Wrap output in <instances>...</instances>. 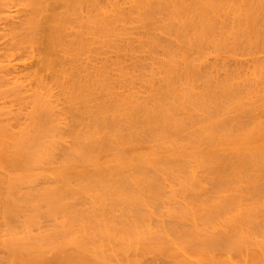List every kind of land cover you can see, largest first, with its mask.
I'll use <instances>...</instances> for the list:
<instances>
[{"label": "rangeland", "instance_id": "374dc122", "mask_svg": "<svg viewBox=\"0 0 264 264\" xmlns=\"http://www.w3.org/2000/svg\"><path fill=\"white\" fill-rule=\"evenodd\" d=\"M18 1V2H17ZM36 1H37V3H36ZM46 1V2H45ZM57 1H59V2H57ZM81 0H79L78 1V3H77V0H74V1H70V0H50L49 2L47 1V0H39V2H38V0H0V22L2 21L1 20V17L5 14V10L4 9H7L9 6H11L12 4L14 5V9L15 8H17V9H15V11L13 12V13H15V14H17L18 16L21 14V16H19V18H16V20H15V25L16 26H14L13 25V23H9L7 26H5L4 28H2V24H0V62H1V66H2V62H4V61H2V60H6V62L5 63H3V65H6L5 67H0V108H1V111L0 112H2V113H5V114H0V128L1 129H3V128H5L6 129V131L7 132H3V131H0V143L1 144H3V143H5L3 146L0 144V156H4L5 157V159L4 158H2V160L4 159V161L5 162H7V157H9V155L11 156V154H13V156L16 154L17 155V153L18 152H20L18 155L19 156H21V158H24L25 160L27 159L29 162L31 161V160H33V159H31L30 160V158H33L32 157V155H36V154H38V152H39V150H38V152L37 153H35L34 154V152L37 150H35L34 148H35V146L34 145H36L37 146V144H38V141H40L41 143V145L40 144H38V149H40V148H42V147H44L45 145H46V143L45 142H43V141H48V143H47V145H50L52 142H53V140L55 141V142H57V143H55V144H57V145H59V143H58V141L60 140L59 138H60V136H63V138H64V136L66 137V139L65 140H67L68 142L70 141V143H74L75 144V146L77 145L76 143V139L75 140H72V138H74V137H72V136H74V135H77V137L78 136H86V135H88L87 137H90V138H92L94 135H95V133L97 134V135H95L94 137L96 138H92L91 140L93 141V139H95L93 142H97V141H99V140H101L104 136L106 137V136H108V139L109 140H107L105 137H104V139H102L101 141H99V142H97V144L100 146V144H101V146H102V150L100 149V147L97 145V144H95V143H93L92 141V143L90 144L89 143V146L88 145H86V146H84V149H88L87 151H89L88 153H90V155L93 153H95V155L97 156V155H99V153H101L100 155H99V157L97 156L96 158H95V155H93L92 154V156H94V160L96 161V162H98L97 163V165L96 166H92L91 167V171H90V173H91V175H87V177H89V181H91V178H93V177H91L92 175H93V171L95 170V172L97 171L100 175H101V177L102 176H104V172L105 173H107V172H111L112 173V168H114L115 167V170L117 169V167H118V169H119V163H120V158H119V155H117V153L116 152H118L119 153V151L120 150H122L123 149V151H121L123 154H125L127 157L129 156V158L131 157V159L133 160V162L135 163V160L136 159H138V160H136V162L138 163V161H141V160H139V159H142V161H148L149 160V158H150V160H152L151 162H153V163H150V165L151 166H154L153 167V169H152V167H147L148 166V164H149V162H147L145 165H147V166H145L144 167V169H143V166L141 167L140 166V164H138L140 167H141V169H140V167L138 168V165H136V163L135 164H133L132 166L133 167H135V165L137 166L136 167V169L138 168L139 170H144L142 173H141V171L139 172L138 171V169H137V171H136V169L135 168H132V169H127V170H130L129 172H131L132 174L130 175V173L128 172V171H126V169H121L120 168V171H122V170H124L123 172L124 173H126V174H124L123 176H121V174H123V173H121L118 169V171L117 172H115V170L113 169V173L111 174H107L108 175V177H109V175H112L113 177V179L112 178H110V179H108L107 180V178H106V180L108 181V184H111L110 186H111V188L114 190H112L111 189V193H109L110 192V188L108 189L106 186L108 185L106 182V180L104 179L105 177H102L103 179H104V186H105V184H106V186H105V189H103L104 187H102L101 185H103V183H101V177H100V175L97 173V178H95V179H98V177H100V181L98 182V180L96 181L95 180V182H94V178L92 179L93 180V182H92V185H94V189H96L92 194H91V192H90V195L88 194V192L89 191H87V189H88V187L86 186V183H85V187H87V188H84V187H82V189H80V186L82 185V184H80V183H83V182H85L86 180H88V178H86L85 177V175L84 174H82L81 176L83 177V175H84V177L86 178V179H82L83 180V182H80L79 183V180L77 181V183H76V178L77 179H81V178H78V177H76L75 175V179H69V181H67V179H66V181H64L65 180V178L67 177V176H72V175H68V174H70V173H72L73 174V172H74V169L77 171H79L80 169H83V167L82 168H79V169H77V168H73V171H72V169L71 168H69L70 169V171H72V172H70V173H68V170L69 169H67L66 171H65V173L67 174V176H65L64 175V173L62 174L61 173V171L59 170V168L57 167V165H61V163H62V161L64 162V161H66L65 159H67V156L69 157V159H67V161H74L73 162V164L74 163H76V164H78L79 165V163H81V161L80 160H82L83 159V157H82V155H79V154H77V153H74V155H73V153H72V158H70V154H68L69 152H67V150H68V148L69 147H72L74 144L72 143V144H69L67 141H65L64 143H63V145L65 144V143H67V144H65V145H67V146H61V144L59 145L60 147H56V145L54 144V146H55V148L53 147V146H45V148H46V150L47 149H49L48 150V153H47V151L46 150H44L43 149V151H45L47 154H48V156L49 157H51L52 155L54 156V159L51 161V159H49V158H47V159H49L48 161V163H49V167H46V166H48V163H45V164H47L46 166L44 165V162L43 161H46L45 160V158L44 159H42L41 158V156H42V154H41V156H40V153H42V150L40 149V152H39V154H38V158H40V159H42L41 161L43 162V163H38V162H40L39 160H37V159H35V161H36V163H37V165L38 164H40V165H43V166H40L39 168L42 170V168L44 167V169H46V168H51V171H52V173L54 172V173H56V175H57V179L58 180H56L55 178H52V179H49L48 177H49V175L48 176H45V177H47V179H48V181H51V182H48L47 180H46V178L44 179V175H47V174H45L47 171L48 172H51V171H49L48 169L46 170V172H45V170H43L42 171V173L41 174H39V173H37V172H39L38 171V169H37V176L35 175V174H33V176H32V180H34V179H37V180H35V182H36V184H34V182L32 183L31 181H30V183H29V181H25L24 179H26V178H28L29 176H30V173H33V172H35V170L32 172L30 169L31 168H34V167H32L31 166V163H33V162H35V161H31V163H30V173H29V175H27V173H26V175L24 176V177H26V178H24L23 179V181L21 180L22 178H23V176H20L21 177V181H22V183L25 185L26 183H28V185L26 184L25 185V187H23L24 185L22 184V183H19L20 182V180L17 178H15L14 177V175L12 174V171H14L15 170V168L17 167H14V165H18L19 166V168H21V167H23V171H24V173H25V171H27L28 172V170L26 169V168H29L28 167V164H26V166H24L25 165V160L24 159H21V161L20 160H17V162L16 163H18V164H12L13 165V167H14V170H13V168L11 169V164H10V162H12L13 161V159L14 158H17V159H19L20 157L17 155H15L16 157H13L12 159L10 158V162H9V167L10 168H8L7 169V167H8V165H7V163H6V166H5V162H1L0 161V242L1 243H3L2 245H0V264H9V260H11V262H13L15 259H16V255H19L20 254V252H18L17 253V249L19 248V247H21L20 245L22 244L23 245V243H25L26 241L27 242H34L35 241V239L36 240H38V239H40L41 237H47L48 235H50L51 234V237H58L61 233L63 234L64 232L66 233L67 231H65V230H69L70 229V226H75V224H76V219H78V218H75L74 217V214L73 213H78L79 211H77V209L78 210H80V209H83V210H80V214L78 213V215L77 216H79V217H81V211L83 212L85 209H86V211H88V212H85V213H89L90 212V214H88L89 216H86L85 215V217H92V216H90L93 212L94 213H96V214H94L93 213V215H95L94 216V218L92 217V219H94V221H97V223L96 222H94L91 218H88V219H83L84 218V216H82L83 218H81L82 219V222L83 221H85V222H87V223H85L84 222V224H87V226L88 225H90L89 227H101V225L102 224H104L103 225V227L106 225V227H109V225L110 226H112L113 224H116V225H114V228H118V227H122V230H127L126 229V224H127V228H128V230H134L133 228H132V226H129V224H130V222H132V217L135 215L136 217H133V219H135L134 221L136 222H134L136 225H138L137 224V221H139V222H141V220L139 219V220H136V219H138L139 217L140 218H143V217H141V215H144V214H148V213H150L151 211L153 212H151L150 214H151V216H152V218L150 219V214H148L147 215V217H145V222L142 220V222L143 223H146V225L149 223V225H150V222L153 224L152 226H154V228L152 229V226L150 227L151 229H150V231H152V230H155V231H153V233H155V232H157V234L158 233H160V231L162 232V229H159V228H164L165 230H163V233L165 232V233H168V234H171L172 235V232L171 231H173V230H175L176 231V233H174L173 235H177L178 237H179V239H181V241H183V242H185V243H187V246L189 245L190 247L192 246H195V245H200V244H205V242H206V240L209 238L210 240L209 241H211V238L214 236H216V234L214 235V234H210L211 236V238L210 237H208L206 240L205 239H203L204 238V232L202 231V229H204V228H202V225L201 224H198L199 226H201L200 227V229L198 228L199 226H196L197 224L193 221V219L192 218H189V216L190 217H192V215H193V212H194V210L196 211L197 210V208H198V204L199 205H201V207H202V205L204 204V206H206L205 208L204 207H202L203 209V211H202V213H201V211H199V213L198 214H196L195 212V214L193 215V216H196V215H198L199 217H202L203 215H204V213H207V211L208 212H210V210L212 209V205H214L215 203H217L218 201L220 202L221 200H219L220 198V196L222 195L223 197H222V200L224 201V199H228V198H230L229 196L227 197V192L224 194H222L221 192H223V191H217L218 193H220V196H218L217 195V193H216V190H217V188H219V186H217V185H220V183L218 184V182H222L223 180H221L222 178L221 177H219L218 175H222L223 173H222V169H225V170H223V171H226V172H224V174H223V176L224 175H226V177H227V174H225V173H227L228 171H230V172H232L231 171V169L230 168H233V167H230L229 168V165H230V162L229 161H227V160H230V161H232L230 158H232L231 156H233V158L234 159H238L239 157H238V155H242L243 154V152L244 151H242L241 153H235L234 151H232L231 153L232 154H228L227 155V151H226V149L223 147V146H220L219 147V150H218V146H216V152L218 153H216L213 149L215 148V146L214 145H217V144H215L214 143V145L212 144V142H214V141H212V136H211V133H208L209 131H207V130H205V128H204V126H203V123H202V118H203V116H200L201 117V121L198 119V117L199 116H197V118H196V114H198V115H202V108H203V105H202V103L203 102H200L199 100H203V98L205 97L204 96V94H203V96H202V94H199V93H201V92H204L202 89V91H199L200 90V87L201 86H203V84L201 85V83H202V81H200V76H197V78L199 79V80H196L197 78H195L194 77V73H193V68L194 67H192L191 66V56H190V54H191V52L193 51L194 52V50H189V51H186V52H182L183 54H181V55H183V56H181V55H179V56H181V58L179 59L178 57H176V58H173L174 59V61L175 62H173L172 60H170L169 61V59L171 58L172 59V57L171 56H165V57H163L161 54H159V53H154V54H152V55H154V56H150V55H144V54H141V53H138L137 52V50H136V47H137V45L135 44V43H127L126 44V47H113L114 46V44L115 43H117V42H111L112 40H110V41H108L109 39L108 38H105V37H100L99 39L97 38V41H98V43H96V45L95 46H92L91 47V45H89V42H91V40H88V38L87 37H89L88 36V33H87V28H83V26L85 27L86 26V24H85V20H88V17L90 16V17H92L91 15H93V14H96L97 12L94 10V7H93V3L96 1V0H89V2L91 3L92 2V4H90L89 2H88V0H83V1H85V3L83 2L82 4H79V3H81L80 2ZM4 2V3H3ZM14 2L16 3H18L17 4V7H16V5L14 4ZM41 2V5L39 4ZM45 2V3H44ZM51 2V3H50ZM9 3H11L10 5H8ZM20 3V4H19ZM49 3V4H48ZM67 3L68 4H72V5H67ZM75 3H77V5H74ZM4 4H7V5H5L4 6ZM53 6H52V5ZM65 5V6H62V5ZM84 4V5H83ZM90 5V6H88V5ZM126 4H127V6H126ZM32 5H34L33 6V9H31V7H32ZM57 7H55V6ZM61 5V6H60ZM67 5V6H66ZM80 5V6H79ZM49 6V7H48ZM72 6H74V7H72ZM28 7H30L29 9H28ZM41 7V8H40ZM63 7V8H62ZM81 7V8H80ZM124 7H125V14H126V18H127V20H128V22H130V23H128V26H134V27H137L138 29H140V27H142V28H144V29H140V30H145V29H149L150 27H152V25H151V23L149 22V20L148 21H146V19L145 18H143V19H138V18H136V15L133 13V10H132V7H131V5L129 4V3H125L124 4ZM47 8H49V9H47ZM50 8L52 9V10H50ZM65 8H66V10H65ZM80 8V9H79ZM86 8V9H85ZM91 8H93L92 10H91ZM130 8V9H129ZM22 9V10H21ZM54 9V10H53ZM56 9V10H55ZM69 9V10H68ZM70 9H72V10H70ZM77 10V12H78V14H79V12H80V14L78 15L77 13H73V11L74 10ZM128 9V10H127ZM32 10V11H31ZM33 10H34V12H33ZM47 10H49V11H47ZM64 10L66 11V13L64 12ZM126 10H127V12L129 11V14H127L126 13ZM132 10V11H131ZM23 11L24 12H27V13H25V14H23L22 15V13H23ZM54 13H53V12ZM81 11H83V12H81ZM95 11V12H94ZM22 12V13H21ZM31 12V13H30ZM50 12H52V13H50ZM69 12V13H68ZM86 12H88V13H86ZM89 12H91V13H89ZM70 13H72V14H70ZM84 13V14H83ZM51 14H52V17H51ZM63 14H64V18L66 19V17L65 16H67V15H70V16H67L68 18L70 17V18H72L73 16H74V20H75V22H73V19H69L70 21H72V22H70L69 20H68V22L66 23L67 25V30H65L64 29V31H65V33L67 34H65L64 36H66L65 38H63L64 39V41L61 43V44H59V45H55V43L53 42V40H54V38L52 37V32H53V27H54V25H55V23L57 22V18H58V20H60L59 22H62V20H61V16H63ZM74 14V15H73ZM87 16H86V15ZM262 14V13H261ZM58 15V16H57ZM130 15V16H129ZM47 16V17H46ZM54 16V17H53ZM79 16V18H77ZM82 16V17H81ZM133 16H134V18H133ZM28 17V18H27ZM31 17H33V18H31ZM48 17H49V19H51V20H49V22L51 21V23H49L48 22ZM51 17V18H50ZM20 18H23L24 19V22H23V19H20ZM36 18V19H35ZM43 18V19H42ZM56 20H55V19ZM63 18V19H64ZM132 18V19H131ZM30 19H32L31 21H30ZM34 19H35V21H34ZM78 19H79V22H78ZM261 18H259V21L261 22V20H260ZM20 20V21H19ZM44 20H45V22H47L48 24H50V25H48L47 23H45V25H43L44 23ZM47 20V21H46ZM137 21V23H136V21ZM56 21V22H55ZM64 21V20H63ZM83 21V22H82ZM139 21H140V23H139ZM20 24H19V23ZM66 22V21H65ZM64 22V23H65ZM149 24H148V23ZM77 23V24H76ZM133 23V24H132ZM18 24V25H17ZM32 24V25H31ZM70 24V25H69ZM80 24V25H79ZM136 26H135V25ZM149 26H148V25ZM260 23H258V25H259ZM29 25V26H28ZM47 25V26H46ZM80 27H79V26ZM140 25V26H139ZM11 26V27H10ZM14 26V27H13ZM24 26V27H23ZM26 26H27V28H26ZM40 26V27H39ZM41 26L42 27H44L45 29H43V28H41ZM48 26H50V27H48ZM148 26V27H147ZM20 27V28H19ZM36 27V28H35ZM39 27V28H38ZM70 27V28H69ZM74 27H75V29H74ZM147 27V28H146ZM258 27L259 26H255V28H254V26L252 27L253 28V30L251 29V26H249V28L247 29L248 31V35L247 36H250L251 38H252V41H254V39L256 40L257 38H256V36H258ZM19 28V29H18ZM51 28V29H50ZM48 29H50V30H48ZM257 29V30H256ZM250 30V31H249ZM25 31V32H24ZM27 31V32H26ZM46 31V32H45ZM52 31V32H51ZM69 31H72V32H70L69 33ZM75 31V32H74ZM77 31V32H76ZM47 32H49L50 33V35H49V33H47ZM28 33V34H27ZM32 33V34H31ZM73 33V34H72ZM252 34V35H251ZM49 35V36H48ZM77 35V36H76ZM79 35H83V36H80V37H78ZM49 37V38H48ZM73 37H74V39H73ZM84 37V38H83ZM86 37V38H85ZM44 38H46V39H44ZM53 38V39H52ZM68 39H70V40H68ZM76 39H77V41H76ZM83 39H85L87 42H88V47H87V45H86V47L85 46H82L83 44L82 43H79V42H82L83 41ZM72 40H74V41H76V42H78V45H77V43L76 42H74V41H72ZM85 40L83 41V43L85 42ZM105 40L106 41H108V43L110 42L112 45V47H111V49H108V45L109 44H106V43H104L105 42ZM70 41V42H69ZM47 43V47L45 46V43ZM52 42L54 43V44H52ZM73 42V43H72ZM48 43H49V45L50 46H48ZM100 43H102V44H100ZM13 44H15V45H13ZM31 44V45H30ZM102 45L103 47H104V50H106L105 52H104V50H103V47H102V49H100V47L98 46V45ZM105 44V45H104ZM248 44V43H247ZM54 45V46H53ZM78 47H77V46ZM117 45V44H116ZM115 45V46H116ZM134 45H136V47L134 46ZM44 46V47H43ZM77 48V50H76V48ZM43 47V48H42ZM48 47H49V49L51 50L53 47V51L51 50H48ZM52 47V48H51ZM56 47V48H55ZM62 49H61V48ZM90 47V49H88ZM93 47H95L93 50L94 51H92V48ZM98 47V48H97ZM132 49H131V48ZM244 48H245V45L243 46ZM242 47V48H243ZM42 48V49H41ZM44 48H45V50H44ZM57 48H59V50L57 49ZM73 48H75V49H73ZM83 48V49H82ZM87 48V49H86ZM110 48V47H109ZM133 48H134V52L132 51L133 50ZM138 48V47H137ZM88 50V51H84L83 52V50ZM116 49V50H115ZM118 49H119V51H118ZM226 49L227 48H223L222 49V51H220V50H218V51H216V52H214V54H213V52H211L210 54V56H207L208 57V59L210 60H212V61H215V60H217L218 62H225V60L227 59V58H229V59H233L234 61H228L229 59H227V61L225 62V63H227V64H229V63H232V65L231 66H233L234 67V63H236L237 62V60H236V58L237 59H240V60H245L244 62H246V64L247 65H252V63H253V60H255L256 58H257V56H255L254 58H252V57H250V56H248V55H246L247 57H245V55H239V54H236V55H234L233 54V52H231L230 51V49H227V51H226ZM33 50V52H29V51H32ZM61 50V51H60ZM65 51V52H68V53H65V52H63V51ZM73 50V54L72 53H70V51H72ZM99 50V51H98ZM109 50V51H108ZM136 50V51H135ZM50 51V52H49ZM55 51H60L59 53L58 52H56V53H58V54H56V53H54ZM108 51V52H107ZM121 51V52H120ZM195 51H196V49H195ZM223 51H225V52H223ZM8 52V53H7ZM9 52H11L10 54H9ZM51 52H53L55 55H57V58L59 59L58 60V64H61V65H57V59L55 60L54 59V63L53 64H51V65H47L46 66V63H45V61H42V60H40L41 58L44 60V56L46 55V53H51ZM107 52V53H106ZM110 52V53H109ZM115 52V53H114ZM221 52V53H220ZM5 53V54H4ZM33 53V54H32ZM72 54V55H70V54ZM89 53H91L90 54V58L89 57H87L88 55H89ZM117 53V54H116ZM119 53V54H118ZM127 54L128 56H129V54H131V55H134V57L133 56H130V57H128L127 55H122V54ZM129 53V54H128ZM227 53H229V54H227ZM11 54H12V57H11ZM13 54H15L14 55V57L17 59H15V61H14V58H13ZM45 54V55H44ZM67 55L68 54V56L70 57V56H73V57H70V58H74L73 60H70V58H69V60L68 61H66V62H68V64L66 63V62H64L66 59H64V58H68V56H65V55ZM78 54V55H77ZM84 54V55H83ZM85 54H87V55H85ZM93 54L94 55H96V57L95 56H93ZM189 54V55H188ZM225 54V55H224ZM4 55V56H3ZM5 55L7 56V57H11L10 59L12 60V61H14V62H12L10 59H9V61L8 62H10V64H12L13 66H8V62H7V60H8V58L7 57H5ZM9 55V56H8ZM33 55V56H32ZM44 55V56H43ZM54 55V58H56V56ZM64 55V57L62 58V56ZM82 55V56H81ZM116 55H117V57H116ZM118 55H119V57H118ZM122 55V57H120ZM138 55V57L140 58V60H139V58H137L136 56ZM139 55H141V56H139ZM143 55V56H142ZM185 55V56H184ZM209 55V54H208ZM215 55V56H214ZM219 55V56H218ZM238 55V56H237ZM2 56V57H1ZM76 56H78L77 58H76ZM84 56V57H83ZM86 56V57H85ZM110 56V58H108L107 59V57H109ZM111 56H113V57H111ZM125 56V57H124ZM154 57L153 59H155V60H152L150 57ZM213 56V57H212ZM240 56H242V57H240ZM60 57V58H59ZM104 58V59H101V58ZM136 57V58H135ZM142 57V58H141ZM145 57V58H144ZM155 57H157V60H159L160 58H161V62H156L157 60H156V58ZM184 57V58H183ZM216 57V58H215ZM218 57H220V61L218 60L219 58ZM243 57H245V58H243ZM248 57H250V59L248 58ZM27 58V59H26ZM75 58L78 60V61H76L75 60ZM83 58H85V61H84V59ZM89 58V60H87V59ZM114 58H116L115 60H114ZM117 58H120V59H117ZM121 58L123 59V60H121ZM145 60H144V59ZM164 58V59H163ZM169 58V59H168ZM189 60V61H186L187 59ZM213 58V59H212ZM223 58V59H222ZM225 58V59H224ZM235 58V59H234ZM252 58V59H251ZM62 59V60H61ZM64 59V60H63ZM97 59H99V60H97ZM105 59H107V62H106V60ZM136 59H138V61L136 60ZM147 59H150V60H147ZM176 59V60H175ZM179 59V63L177 62V60ZM184 59V60H183ZM186 59V60H185ZM95 60V61H94ZM115 61V62H113V61ZM119 60V61H118ZM142 60L144 61V62H142ZM147 60V61H146ZM183 62H182V61ZM236 60V61H235ZM248 60H250V62L252 61V63H250ZM21 61H26V62H28V65H26L27 63L26 62H21ZM56 61V62H55ZM62 61V62H61ZM102 63H101V62ZM103 61H104V63H103ZM135 61H137L136 63H134ZM166 61H168V63L166 62ZM184 61H186L185 63H184ZM18 62H20V64L18 65V66H20V70L18 69L19 67L17 66V63ZM34 62V63H33ZM38 62V63H37ZM44 62V63H43ZM90 62H91V64H90ZM93 62V63H92ZM117 62V63H116ZM140 62V63H139ZM149 64H148V63ZM151 62V63H150ZM156 62V63H155ZM170 62V63H169ZM14 63V64H13ZM34 65H33V64ZM40 63H41V65H43L42 67L44 68L45 67V71L44 70H42V67H41V65H40ZM56 63V64H55ZM81 63H82V65H81ZM120 63V64H119ZM184 63V64H183ZM9 64V65H10ZM16 64V65H15ZM23 65V67H22V65ZM81 66H80V65ZM88 64V65H87ZM93 64V65H92ZM106 65V66H109L108 68L106 67V68H104L103 66H101V70H100V68H98V65ZM108 64V65H107ZM116 64V65H115ZM122 64V65H121ZM123 64H125V65H123ZM132 64V65H131ZM134 64L137 66H135V70H134V68H133V66H134ZM139 64V65H138ZM141 64V65H140ZM146 64V65H145ZM169 64V65H168ZM182 64V65H181ZM24 65H26V66H24ZM55 65H57L56 67H55ZM74 65V66H73ZM78 65V66H77ZM87 65V66H86ZM90 65V66H89ZM95 65H97V66H95ZM100 65H99V67H100ZM147 65H149V66H147ZM171 65V66H170ZM250 65V66H251ZM54 66V67H53ZM64 67V69L62 68V67ZM91 67L90 68V70H86L87 69V67ZM114 66H115V68L116 69H114ZM117 66H118V68H117ZM140 66V67H139ZM145 66V67H144ZM152 66V67H151ZM176 66H179V67H176ZM182 66V67H181ZM187 67V69H186V67ZM6 67H10L12 70L14 69L15 71V75H16V73H17V75L15 76V77H13L12 75H14L13 74V72L12 73H6V71L5 72H3L2 70H7V68ZM25 67H26V69H25ZM59 67H61V68H59ZM75 67H77V68H75ZM83 69H82V68ZM89 67H88V69H89ZM99 69H97V68ZM102 67H103V69H102ZM112 67V68H111ZM126 67V68H125ZM131 67V68H130ZM141 67H143V68H141ZM150 69H153V70H151L150 72H149V68ZM173 69V70H175L174 68H176V70L175 71H177L180 67L182 68V69H179V72L177 71V72H173V73H175V74H173L172 72V75L170 76V74L171 73H168V72H170L171 71V68ZM16 68H17V70H16ZM50 68H53V69H50ZM79 68V69H78ZM95 70H94V69ZM124 70H123V69ZM133 68V69H132ZM140 68L141 69H143V71H141L140 70ZM156 69V71H155V69ZM169 68V69H168ZM190 68V69H189ZM191 68H192V70H191ZM58 69V70H57ZM76 69V70H75ZM118 69V70H117ZM127 69V70H126ZM163 69L167 72H164L163 71ZM184 69V70H183ZM57 70V71H56ZM63 70V71H62ZM78 70L79 71H82V74H79V73H81V72H78ZM108 70V71H107ZM187 70H188V72H187ZM10 71V70H9ZM44 71V72H43ZM77 71V72H76ZM87 71H91V72H87ZM113 71H115V72H113ZM141 71V72H140ZM153 71H154V73L156 72L157 73V75L155 76V74L153 73ZM162 71V72H161ZM191 71V72H190ZM84 72V73H83ZM94 74H93V73ZM104 72L106 73H108V75L106 74V75H104ZM113 72V73H112ZM130 72V73H129ZM134 72H135V74H134ZM162 74H161V73ZM53 73L55 74V75H53ZM59 73V74H58ZM67 73V74H66ZM76 73V74H75ZM89 73V74H88ZM91 73V74H90ZM99 73V74H98ZM137 73H139V74H137ZM143 73V74H142ZM144 73H146L148 76H150L149 74L151 73V75H153L154 74V81H153V76L151 77H148L147 78V76H144ZM178 73H182L181 74V76L183 77V75L185 76V77H183L184 78V81L186 80V82H188V80H189V82H190V80L192 81V86H190L191 85V82L189 83V85H188V83H186V82H183L182 80H181V76L178 74ZM184 73V74H183ZM188 75H187V74ZM191 73H192V75H191ZM5 74L8 76H5ZM12 74V75H11ZM22 74H24V75H26V77L24 76H22ZM45 74V75H44ZM61 74H63L62 76H61ZM85 74H87L86 76H85ZM110 74V75H109ZM121 74L123 75V77L121 76ZM145 74V75H146ZM160 74V75H159ZM167 76H165V75ZM169 75V77H168V75ZM177 74L179 75V77L177 76ZM59 77H58V76ZM68 75V76H67ZM84 75V76H83ZM91 75V76H90ZM93 75H95V76H93ZM125 75V76H124ZM135 75H138L139 76V78H140V75H142V76H144L145 78H144V81H143V79L141 80H139V79H137V77L135 76ZM159 75V76H158ZM3 78H2V77ZM9 76H11V77H9ZM57 76V77H56ZM67 76V77H66ZM89 76V77H88ZM106 76H110V78L109 77H106ZM126 76L128 77V78H126ZM130 76V77H129ZM141 76V78H143ZM164 76H165V78L167 79V78H171V77H174L175 78V80L173 79V78H171V81H170V83L168 84L172 89L170 90V88H169V86L168 87H166V85L167 84H165L166 82H168L169 80H165L164 79ZM176 76V77H175ZM187 76H190V78L188 77V78H186ZM37 77H39V79H37ZM48 77V78H47ZM92 77V78H91ZM94 77H95V79H94ZM116 77V78H115ZM131 77H133V78H131ZM158 78L157 79V81H156V79L155 78ZM159 77H161V78H159ZM192 77H194L193 79H192ZM10 78V80H8ZM14 78V79H13ZM17 78V79H16ZM54 78V79H53ZM56 78H58V79H56ZM68 78V79H67ZM113 79V80H111V81H109L110 79ZM130 78V79H129ZM146 78H147V80L149 79V82H147L146 81ZM150 78H151V80H152V82L150 81ZM165 80H163V79ZM178 78H180V81H182V82H180L179 80V82L180 83H178V81H177V79ZM5 81H4V80ZM22 79V80H21ZM24 79V80H23ZM39 81L40 80V82H38L37 80ZM41 79L44 81V82H47L50 86H51V84H52V86L50 87L49 85V88L48 87H46V86H44V89H47V90H50L51 89V91H52V93L56 96L54 99H56L57 98V96H59L58 94H60L61 96L62 95H64V96H60V98L58 99L60 102H61V104H58L59 102H57V100H56V103H54L55 105H58L57 107H59V106H61V108L59 109V111H62L61 109H63V107L64 108H66V109H63V111L65 110V112H63V113H67V111H68V113L67 114H63L62 112H57V107H55V108H53V109H51V111H53L54 112V114H53V112H51V111H49L50 110V108H47L48 107V105H47V107H45L44 105H42V98L40 97L39 98V93L40 92H42V91H44V89L42 88V89H40V86L38 85V84H40L41 83ZM53 79V80H52ZM67 79V81H65ZM76 79H78V80H76ZM91 81H90V80ZM99 79H101L102 81H104V83L101 81V84L104 86V84L106 83L107 84V86H106V84H105V86L108 88V90H107V92H106V88H105V86L103 87V89H102V87H101V85L100 84H98L99 82ZM106 79H107V81H106ZM123 79V80H122ZM172 79H173V83H172ZM13 80V81H12ZM16 80H19V84L16 82ZM22 81V83L24 84H22V85H20V82ZM52 80V82H49V81H51ZM56 80V81H55ZM57 80H59L58 82H57ZM86 80H89V81H86ZM96 80H98V81H96ZM122 81L123 82V84L121 83V82H117V81ZM126 80H128L129 82L131 81V83L129 84V82L127 81V84H125V82H126ZM161 80H163V81H161ZM194 80V81H193ZM24 81V82H23ZM36 81V82H35ZM94 81H96L97 83H95ZM116 81V82H115ZM136 81V82H135ZM156 81V82H155ZM158 81H161V82H159L158 83V85H157V82ZM198 81H200L199 83H198ZM13 82H15V83H17V84H15V83H13ZM44 82H42L41 84H43ZM68 82V83H67ZM76 82V83H75ZM90 82V83H89ZM114 82H115V84H114ZM140 82V83H139ZM143 82V83H142ZM174 82H177V85L174 83ZM27 83V84H26ZM46 83V84H47ZM55 83V84H54ZM57 83H60V84H57ZM67 83V84H66ZM69 83H75V85H73V84H69ZM80 83V85H78V84ZM95 83V84H94ZM111 83V84H110ZM114 85H113V84ZM135 83H138L137 84V86H136V84ZM146 83V84H145ZM163 83V85H161V87L162 86H164L165 85V87L166 88H169V89H167L168 91H166V89L165 88H163V90H165V91H163L162 90V88H160V86H159V84H162ZM182 83V85H184V87H180L179 88V85ZM40 84V85H41ZM45 84V83H44ZM43 84V85H44ZM45 84V85H46ZM61 84H63V86H61ZM77 84V85H76ZM81 84H82V86H81ZM117 84V85H116ZM121 84V85H120ZM133 84V86H130V85H132ZM142 84H144L145 86L146 85H148L147 87H148V90H150V92H151V89H152V93L153 94H155L156 93V91H157V94H163V96L162 97H160V96H154L152 93H148V90L146 89V87L144 86V85H142ZM171 84V85H170ZM179 84V85H178ZM188 86H190V87H192L190 90H189V87L187 88V85ZM198 84H200V85H198ZM73 85V86H72ZM100 85V86H99ZM172 85H175V86H172ZM234 85H235V83H234ZM234 85H233V87H234ZM238 85L239 84H236L235 85V87H234V91H235V88H236V86L238 87ZM17 86H18V88H17ZM42 86V85H41ZM54 86H56V89H55V87ZM60 86V87H59ZM76 86V87H75ZM77 86H78V88H77ZM81 86V87H80ZM84 86V87H83ZM91 88H90V87ZM136 86V87H135ZM143 88H145V89H143ZM152 86V87H151ZM179 89H181V90H183V92H184V90H185V92L184 93H182L181 94V92L180 91H176L178 88ZM52 87H54V88H52ZM99 87V88H98ZM119 87V88H118ZM124 87V88H123ZM128 87V88H127ZM130 87V88H129ZM131 87H133V88H131ZM139 89H138V88ZM141 87V88H140ZM174 87V88H173ZM176 87V88H175ZM196 87V88H195ZM240 87V86H239ZM238 87V88H239ZM57 88H61L59 91H58V89ZM72 88H74L73 90H72ZM75 88H76V92L74 91L75 90ZM85 88H86V91H85ZM95 88V89H94ZM97 88H98V90H97ZM111 88H114V89H111ZM120 88H122L121 90H119ZM137 88V89H136ZM154 88V89H153ZM199 88V89H198ZM201 88H203V87H201ZM221 88V87H220ZM220 88H217L216 90H215V92H216V94H219V93H217V91L220 89ZM262 88V87H261ZM261 88H259V90H258V92H257V96H256V102H254L255 101V99L254 100H252V99H249V98H247V97H244V96H242V95H239L240 97H237L235 94H237L239 91L238 90H240V88L239 89H237V91H235V92H237V93H235V94H233V96H232V98H231V100H229L228 99V97L227 96H225L224 95V93H223V95L225 96V97H223L222 96V94H219L218 96H216V98L214 97V95H212L214 92H211V91H209L208 92V96L206 95V97L205 98H207L206 99V102H207V100L209 101V103L211 102V107L213 106L212 104H214V106H213V108L212 109H214L213 111H222V113L224 114V116H225V118L227 119H225L224 118V116H223V114L222 113H220L222 116H223V127H225V134H226V136H227V138H229V140H234L236 137H237V134H239V132L240 133H242V130L243 131H245V130H247L246 128V124H247V120H252V124L250 123V122H248V125H250V126H248V129L250 128V127H252V126H254V125H256V122L254 123L253 121H256L255 119L257 118V125L259 124L260 125V123L261 124H263V121H264V108H262V107H264V97L261 99V101H260V97L258 96L259 95V91L261 90ZM81 89H83V90H81ZM88 89V90H87ZM90 89V90H89ZM105 89V90H104ZM115 89H116V91H118V92H116L115 91ZM118 89V90H117ZM126 89V90H125ZM127 89H132V91L131 90H127ZM156 89H158L159 91H161V93L158 91V90H156ZM161 89V90H160ZM197 89H198V91H197ZM225 89V88H224ZM38 90H40L39 91V93H37L38 92ZM55 90V91H54ZM57 90V91H56ZM70 90H72V91H70ZM80 90V91H79ZM105 92H104V91ZM139 90V91H138ZM141 90H144L143 91V93H142V91ZM172 90H175L176 91V93H174L175 91H172ZM191 91L192 90V95L191 96H194V102L192 101H190V98L191 97H188L187 95L188 94H191V92H189V91ZM195 92H198V94L197 93H195ZM63 92V94L62 93H59V92ZM69 91V92H68ZM79 93H78V92ZM91 91V92H90ZM101 91V92H100ZM102 91L104 92V93H102ZM120 91H124V92H121V93H119ZM128 91V92H127ZM129 91H131V92H129ZM141 91V92H140ZM172 91V92H171ZM221 91V90H220ZM262 92H264V89L262 88V90H261ZM35 92L37 93L36 95H38V97L36 98L35 96ZM83 92V93H82ZM114 92H116V93H114ZM136 92V93H135ZM137 92H140V93H137ZM146 92H147V94H146ZM155 92V93H154ZM159 92V93H158ZM163 92H167V93H169V95H170V97L172 98V96L174 97V95H171V93H173V94H176L175 95V97L174 98H179V99H177L180 103V106H182V111H180L178 114H180V115H178L174 110V112H173V115H175V119L170 115V113H168V116L167 115H164V113L166 114V112H165V110H168V108L166 109H164V113H163V109H161L162 111H159V106L160 105H162V103L163 102H165L163 99L164 98H168L169 96H168V94H166V97H164V94L165 93H163ZM222 92H223V90H222ZM34 93V94H33ZM65 93V94H64ZM97 93V94H96ZM105 93H107V94H105ZM129 93V94H128ZM134 93H135V95H134ZM179 93V94H178ZM57 94V95H56ZM67 94V95H66ZM84 94H86L87 95V97H86V95L83 97H81L80 95H84ZM93 94V95H92ZM109 94V95H108ZM113 94V95H112ZM123 95L124 97H125V95H126V99L128 100V99H130L131 100V102L129 103V105L131 104V105H134L135 104V106H136V101L137 100H134V99H136V97L135 96H137V99L138 98H140V96H141V100H139L138 102H137V107H139L140 108V104L139 103H141L142 105H141V108L138 110H136V108L135 109H133L134 107L132 106H130V108H129V106H128V102L126 103L127 105H125L128 109H126V108H123L122 106L120 107V105H121V103L122 102H118L117 101V97L118 98H120V99H122V100H124L125 98L123 97V96H119V95ZM125 94V95H124ZM130 94H133V96L131 95L130 96ZM138 94V95H137ZM157 94H155V95H157ZM161 94V95H162ZM196 94V95H195ZM215 94V93H214ZM261 94L262 93H260V96H261ZM25 95H27V96H25ZM29 95H31L32 97H30ZM73 95H75L74 97H73ZM79 95V96H78ZM102 95H104V96H102ZM108 95V96H107ZM140 95V96H139ZM145 95V96H144ZM151 95V96H150ZM198 95H200L202 98L200 99V96L199 97H197ZM210 95H212V98H211V96ZM23 96H25V97H23ZM77 96L79 97V98H77ZM107 96V97H106ZM153 96H154V98H153ZM209 96H210V98H209ZM262 96H264V93L262 94ZM67 97H68V100H67ZM74 98L73 100L72 99H70V98ZM104 97V98H103ZM133 97V98H132ZM148 97V98H147ZM152 97V99L154 100H152V99H150V98ZM161 99V103H160V105L158 106V104H159V102H160V99ZM164 97V98H163ZM169 97V98H170ZM183 97H184V99H183ZM219 97V98H218ZM221 97V98H220ZM257 97H258V100H257ZM62 98H63V100H65V101H63L62 100ZM65 98V99H64ZM91 98V99H90ZM92 98H93V100H92ZM143 98H147L145 101H144V99ZM186 98H188L189 100H188V102H191V103H188L187 102V100H186ZM196 98H199V100H197ZM209 98V99H208ZM226 98V99H225ZM37 100V101H35V100ZM79 99H80V102L81 103H79ZM83 99L85 100V103H83L82 101H83ZM89 99V100H88ZM108 99V100H107ZM110 99H112V100H110ZM125 99V100H126ZM132 99L135 101V103H134V101L132 102ZM150 99V100H149ZM159 100V101H157V100ZM165 99V100H166ZM192 100H193V97L191 98ZM40 100V101H39ZM70 100H72V101H74V102H70ZM104 100V101H103ZM124 100V101H125ZM143 100V101H142ZM149 100V101H148ZM168 100V99H167ZM170 100H172V99H170ZM169 100V102H167L168 103V105H166V107H171L172 109H173V106H171V105H169V103H171V101ZM185 102H184V101ZM220 100H221V103H222V105L221 104H219V107H220V105H221V107L222 108H224V110L220 107V110H219V107H218V103H220ZM225 100V101H224ZM233 100H234V102H233ZM5 103H4V102ZM29 101H31V103H30V105H29ZM90 101V102H89ZM92 101V102H91ZM109 101V102H108ZM129 101V100H128ZM146 101H148V103L150 104V101H153L152 103H155V104H152L151 103V105H152V108H153V113L151 112L152 110V108L150 107L151 105H147L145 102ZM158 102V104H157V102ZM183 101V102H182ZM201 103V105H200V103ZM224 101V102H223ZM231 101V102H230ZM238 101L239 102H241L240 104L238 103ZM40 102H41V104H40ZM104 102V103H103ZM144 102V103H143ZM188 103V104H184V103ZM217 103V105L215 106V103ZM233 102V103H232ZM249 102V103H248ZM65 103V104H64ZM69 103H72V104H69ZM76 103H79V105L78 104H76ZM87 103V104H86ZM98 103H99V105H102V106H99V107H97L98 106ZM102 103V104H101ZM108 103H110L109 104V106H110V108H109V106L107 105ZM113 103V104H112ZM134 103V104H133ZM166 103V104H167ZM181 103H183L182 105H181ZM193 103V104H192ZM208 103V104H209ZM244 103H245V105H244ZM253 103H254V105H253ZM260 103V104H259ZM3 104H4V107L6 108H4L3 107ZM33 104H35V105H33ZM40 104V105H39ZM46 104V103H45ZM63 104V105H62ZM81 104V105H80ZM116 104V105H115ZM119 104V105H118ZM144 104V105H143ZM230 106H229V105ZM259 104V105H258ZM263 104V105H262ZM42 105V106H41ZM73 105V107H74V109L77 107L78 109H75L74 110V112H72L73 111V108H70L69 106H72ZM75 105H78V106H75ZM91 105V106H90ZM106 105V106H105ZM113 105H115V106H113ZM147 105V106H146ZM154 105V106H153ZM164 105V104H163ZM186 105H189V108L187 109V106ZM194 105V106H193ZM235 105H236V107L238 108V110L236 109V108H234L235 107ZM239 105V106H238ZM243 105V106H242ZM252 105V106H251ZM258 105V106H257ZM33 106V107H32ZM66 106V107H65ZM68 106V107H67ZM83 106V107H82ZM108 106V107H107ZM113 106V107H112ZM144 106V107H143ZM146 106V107H145ZM251 106V107H250ZM254 106V107H253ZM3 107V108H2ZM24 107V108H23ZM26 107V108H25ZM103 107V108H102ZM105 107V108H104ZM111 107H112V109H111ZM115 107V108H114ZM150 108V110L151 111H148L149 110V108ZM160 107H162V106H160ZM164 107V106H163ZM192 107H194L192 110H194V109H196V111L194 112H192V110H190ZM215 107V108H214ZM217 107V108H216ZM234 108V110H233V108ZM241 107V108H240ZM243 107V108H242ZM257 107H259V108H257ZM262 109H261V108ZM7 108H8V110H7ZM37 108V109H36ZM47 109V111H49V113L45 110V109ZM99 108V110H97ZM102 108V109H101ZM107 108H108V111H107ZM119 108H122V109H119ZM144 108H148V109H144ZM198 108V109H197ZM229 108V109H228ZM254 108V109H253ZM2 109H5V110H2ZM33 109V110H32ZM46 111V112H44V110ZM56 109V110H55ZM68 109V110H67ZM101 109V110H100ZM117 109V111H115ZM120 111H119V110ZM123 109H124V111H123ZM126 109V110H125ZM133 109V110H132ZM147 110L149 113H143V111L144 110ZM216 109V110H215ZM235 109H236V111H235ZM258 109H261V110H258ZM7 110V111H6ZM9 110H10V112H11V114H7V112L9 113ZM32 110V111H31ZM67 110V111H66ZM85 110L87 111V114H90L89 116V118H88V116H87V114H84L85 113ZM110 110V111H109ZM135 110V111H134ZM143 110V111H142ZM154 110L155 111H158V112H160V113H162L161 114V118H162V116H165V118L163 117L162 119H164V122H163V120H161L159 117H158V119H157V117L155 116L154 117ZM198 110H200L199 112H198ZM6 111V112H5ZM77 111V112H76ZM102 111V112H101ZM107 113H106V112ZM111 111H114V112H116V113H114V112H111ZM137 111H138V113L140 112L141 114H137V115H132V114H136L137 113ZM172 111V110H171ZM170 111V112H171ZM178 111V110H177ZM185 111L186 112H188V113H185ZM220 111V112H221ZM235 111V112H234ZM252 111V112H251ZM259 111V112H258ZM24 112H25V114H24ZM32 112H34V114L32 113ZM69 112H72V114H70ZM80 112H82L81 113V115L80 114H77L78 116H84V118H85V115H86V118H87V120L86 119H82V120H84V121H79V119L78 118H82V117H78L77 118V115H76V117H74V115L73 114H75V113H80ZM91 112V113H90ZM96 112V113H95ZM110 112V113H109ZM130 112V115L131 116H129L128 117V113ZM132 112H134V113H132ZM168 112V111H167ZM192 112V113H191ZM256 113L255 114V116H257V117H253V118H251L252 117V114H253V116H254V113ZM263 112V113H262ZM20 113H23V114H21L20 115ZM31 113V114H30ZM58 113V114H57ZM232 113V114H231ZM241 113V114H240ZM243 113V114H242ZM248 113H252L251 115L250 114H248ZM7 114V115H6ZM16 114V115H15ZM30 114V116H28ZM66 115L64 118H65V120L64 119H62L63 120V127H62V125H59L58 124V119L59 118H63V116L62 117H60V116H58V115ZM109 114V115H108ZM111 114H113V115H111ZM119 114V115H118ZM142 114L144 115V117H146L147 116V118H141L140 116H142ZM147 114H149V116L147 115ZM158 114V116L160 115L159 113H157ZM156 114V115H157ZM182 114H184V116L185 115H187V116H185V117H183V119H178V117L179 118H181V115ZM229 114H231V115H229ZM259 114H261L260 116H258ZM32 115V116H31ZM34 115V116H33ZM55 117H54V116ZM105 117H104V116ZM123 115V116H122ZM138 115H140V116H138ZM146 115V116H145ZM175 120V121H177V119L178 120H180V123L182 122V124H183V126H182V124H181V128H179L178 126L180 125V124H178L179 122H176L175 123V121L171 118V121H169L170 120V116ZM176 115H178L177 117H176ZM192 116L193 115V118L194 119H192V121H194L195 119V121L194 122H196V121H198L199 123H196V124H194V123H192L191 122V120L189 121V122H186L185 123V121H187L188 119H191V117L190 116ZM242 115V116H241ZM249 115V116H248ZM18 118H17V117ZM52 116V118H50ZM58 118H57V117ZM101 116H103L102 118H103V120L100 118ZM109 116H111V117H113L112 118V121L114 122H112L111 121V119H110V117ZM137 116L138 118H136L135 119V117ZM166 116L168 117V118H166ZM227 116H229V117H227ZM232 116H233V118H232ZM236 116V117H235ZM243 116H245V117H247V118H244ZM10 117V118H9ZM31 117L33 118V119H31ZM122 118V119H120V120H118L119 118ZM128 117V118H127ZM132 117V118H131ZM150 117V118H149ZM230 117L232 118V120L230 119ZM238 117H240L239 119H237ZM242 117V118H241ZM30 118V119H29ZM57 118V119H56ZM67 118V119H66ZM149 118V119H148ZM235 118H236V120H235ZM20 119V120H19ZM115 119H116V121H115ZM124 119H125V122H124ZM130 119V120H129ZM131 119H132V121H131ZM142 119V120H141ZM148 119V120H147ZM159 119L163 122H159ZM167 119V121H165ZM169 119V120H168ZM234 119V120H233ZM32 120H35V121H32ZM49 120H54L53 122H50ZM58 120V121H57ZM77 120H78V125H77ZM109 121V124H111V125H109L108 124V121ZM135 120H136V122H135ZM143 120H144V122L145 121H147L146 123H147V125H148V127L144 124V123H142L143 122ZM227 121V126H229V124H231V122H232V126L230 127H228L227 128V126L225 125V123H226V121ZM231 120V121H230ZM241 123V125H240V128L242 127V129H239V126H238V121ZM241 120H243V122L241 121ZM244 120H246L247 122H246V124H245V122H244ZM259 120V121H258ZM47 121H49V122H47ZM101 121V122H100ZM105 121V123H107V124H104L103 122ZM119 121V122H118ZM121 121V122H120ZM129 121V122H128ZM150 121H151V123H150ZM153 121L156 123H153ZM169 121V122H168ZM174 121V122H173ZM228 121H229V123H228ZM237 121V122H236ZM68 122V123H67ZM81 122V123H80ZM84 122V123H83ZM111 122V123H110ZM115 122H116V124H115ZM135 122V123H134ZM139 124H138V123ZM159 122V123H158ZM170 122L171 123H174L175 124V126L176 127H174V125L173 124H171V125H173V126H171L170 125ZM32 123H33V126H31L32 125ZM51 123V124H50ZM55 123H57V124H55ZM64 123L66 124L65 126H64ZM85 123H87V125H82V124H85ZM89 123L91 124L90 125V127L92 128V125H96V126H94V127H97V128H94V129H96V130H94V129H92L93 131H95V133L93 134L92 132V130H91V128L89 127ZM114 125H113V124ZM118 123H119V125L120 126H122L123 127V129H122V127H116L117 125H118ZM133 123V124H132ZM160 123L161 124H164V123H166V124H168L169 123V125H168V127L170 128H167L166 126V129H168V130H170V132H172V133H167L168 135L167 136H169L170 134L172 135L173 133H174V135H172V136H170V137H166V135H165V137L163 136H161V134L159 133V131H163V130H166L165 129V127H164V129L162 128L163 127V125H160ZM190 124V125H193V126H188V125H186V124ZM239 123V124H240ZM245 124L244 125V127H243V124ZM250 123V124H249ZM3 124V125H2ZM62 124V123H61ZM81 124V125H80ZM102 124H103V126L105 125V129H106V131H104L103 130V127L102 128H100V125L102 126ZM127 125V124H130L134 129H132L129 125H127V126H125V125ZM134 124H138V125H140L141 126V128L140 127H137L136 126V128H137V130H135V126H134ZM143 124H144V126H143ZM154 124V125H153ZM198 124V125H197ZM234 124V125H233ZM76 125V127H78V128H76V129H74V126ZM124 125V126H123ZM161 126V128L163 129H159V131H158V127L157 126ZM184 125H186V127L187 128H184V131L183 130H181L183 127H184ZM197 125V126H196ZM199 125H201V128H199L198 126ZM3 126V127H2ZM49 126V127H48ZM54 127V132H52L51 131V128L53 129V127ZM85 126V127H84ZM88 126V127H87ZM112 126V127H111ZM114 126H115V128H114ZM129 126V127H128ZM146 126V127H145ZM152 126H153V128L155 129L156 128V130H157V132L159 133H157L156 132V130H154L153 128H152ZM26 127H27V129H26ZM48 127V128H47ZM60 128V129H63V130H61V131H56L57 129L56 128ZM80 127V128H79ZM143 127H145V128H143ZM155 131H153V130H151V128ZM174 129H176V128H179V129H176V130H174ZM234 127H237L236 129H233ZM38 128V129H37ZM73 128V129H72ZM83 128H85L84 129V131L86 130L87 132H88V129H90L91 130V133L93 134H91V133H87L86 131L83 133V132H81V130H83ZM111 128H114V131L112 132V130H111ZM120 129V132L118 133V131L117 130H119ZM126 128H128V129H130V130H128V129H126ZM144 129V131H142V132H140L141 130H143ZM146 128H149L150 129V131L148 130V129H146ZM189 128V129H188ZM196 128H198L197 129V131H199L200 130V133L201 134H198V132H196V130H194V129H196ZM217 128H221V127H217ZM230 128L231 129H233L232 131L230 130ZM10 129V130H9ZM42 129L44 130V129H46V130H44L45 131V133L43 134V132H42ZM48 129H50V130H48ZM60 129H58V130H60ZM101 129V130H100ZM124 129L126 130V132H124ZM141 129V130H140ZM185 129H188V130H185ZM203 129L207 132H205V134H204V131H203ZM238 129V130H237ZM14 132V133H9V132H12V131ZM38 130H39V132H38ZM69 130H72L73 131V133H72V131H69ZM97 130H100V131H97ZM145 130H146V134L147 135H145ZM148 130V131H147ZM181 130V131H180ZM214 130H216V132L215 131H213V132H215V137L217 136L216 134L218 133V131L219 130H217L216 128L214 129ZM228 130V131H227ZM234 130H237L238 132H236V131H234ZM241 130V131H240ZM9 131V132H8ZM36 131V132H35ZM49 131H51V132H49ZM77 131V132H76ZM79 131V132H78ZM112 133H111V132ZM133 131V132H132ZM134 131H135V134L137 135V136H139V137H141V136H145V139H147V138H149V136H151L153 133H155V134H153V136H151L150 137V140H151V138H152V143L150 144L149 143V141H147V140H145L144 139V137H143V139L142 138H140V139H136V138H134L133 137V135H134ZM137 131H139L138 132V134L136 133ZM152 131H153V133H152ZM179 133H178V132ZM230 131V132H229ZM1 132L3 133V135L1 134ZM35 132V133H34ZM41 132H42V136H41V138H40V135H41ZM47 132V133H46ZM49 132V133H48ZM57 132H59L58 134H57ZM83 133V135H81V133ZM104 134H103V133ZM110 133V134H108V133ZM114 132L116 133V135L114 134ZM122 132V133H121ZM128 132H131V133H133V134H128ZM164 132V134H166L165 133V131H163ZM169 132V131H168ZM175 132L177 133L176 135H175ZM185 133V135H186V137H188V138H186L185 136H183V133ZM189 132H190V135L189 136H187V134H189ZM194 132H196L195 134H194ZM212 132V133H213ZM233 134H232V133ZM235 132V133H234ZM16 133H17V135H16ZM20 133V134H19ZM38 133V134H37ZM53 133H55L57 136H59V138L54 134V136L55 137H57V140L58 141H56L55 139V137L53 136L52 137V135H53ZM65 133H67V134H65ZM70 133H72V134H74V135H72V136H69L70 135ZM80 133V134H79ZM102 133V134H101ZM107 133V134H106ZM123 134V135H121V134ZM152 133V134H151ZM187 133V134H186ZM230 134V137L228 136L229 134ZM13 134V135H12ZM24 134H25V136H24ZM28 136H27V135ZM45 134H46V136H45ZM48 134L52 137V142L50 141V139L51 138H48ZM85 134V135H84ZM101 134V135H100ZM156 134H158V137L159 138H165V139H161L162 141H160V140H158V137H157V135ZM210 134V135H209ZM228 134V135H227ZM235 134V135H234ZM110 135H112V136H110ZM125 135V136H124ZM127 135V136H126ZM136 135H134L135 137H137ZM161 137H160V136ZM179 136L180 135V137L178 138V137H176V136ZM193 135V136H192ZM196 135H198V136H196ZM200 135H202L203 136V139H200V137H202V136H200ZM209 135V136H208ZM22 136V137H21ZM35 136H37L38 138H39V140L37 141L36 140V143L35 142H33V140L34 139H37V137L36 138H34ZM109 136H110V138H109ZM148 136V137H147ZM183 136V138L182 139H187V143L189 144H191V142H193L192 144L193 145H190V147L191 148H188V150H187V148H185L186 150H184V146L187 144L186 143V141H184V140H181L180 138ZM197 138V140L195 139V137ZM206 136V137H205ZM236 136V137H235ZM18 137V138H17ZM26 137H28L29 139L30 138H32V139H30L31 140V142L29 143L28 142V140H27V138ZM44 137H46L45 139H43ZM70 137H72V138H70ZM76 137V136H75ZM76 137V138H77ZM138 137V138H139ZM147 137V138H146ZM155 137H157V140H155L156 138ZM193 138L194 137V139L192 140L191 138ZM208 137H211L210 138V140H211V142L208 140ZM233 137V138H232ZM20 138H22V139H20ZM23 138H24V142L26 141L27 142V144L26 143H22L21 144V142L23 141ZM34 138V139H33ZM114 139V141H113V139ZM119 138H120V141H119ZM121 138H123V139H121ZM131 140H130V139ZM170 138V140L172 139V141L174 142V140H175V144L177 145V143H178V145H179V142H183V143H185L184 144V146L182 145V142H181V146L183 147V149L182 148H180L179 146H177V147H179L178 149L179 150H181V151H176L177 150V148H175L174 150L176 151H174L175 152V154H176V156L178 157V155H179V157H178V160H177V158H176V160H175V154L174 155H172V156H174V159H172V160H169V158H173V157H170L171 156V154H173L174 152H172L171 154L167 151L168 149H166V148H170V149H172V146L173 147H175V145H174V143H172L171 145L172 146H170V147H165L166 145L167 146H169L170 144H169V141L170 140H168ZM173 138H174V140H173ZM178 138V139H177ZM189 138L191 139V142L189 141ZM200 139V141L202 140V142L201 143H203V146H201V143L199 142V139ZM17 139H18V142H17ZM26 139V140H25ZM99 139V140H98ZM135 139V140H134ZM176 139H177V141H179V142H176ZM181 141H180V140ZM29 140V141H30ZM103 140H105V141H103ZM118 140V141H117ZM127 140V141H126ZM129 140V141H128ZM140 140L142 141V142H140ZM144 140V141H143ZM206 140V141H205ZM49 141H50V143H49ZM60 141H63V139H62V137H61V140ZM59 141V142H60ZM106 141H107V143L109 144L110 143V145H113V148L111 147L110 148V145H109V147L108 148H105L107 151H104L105 149H104V145H105V143H106ZM122 141H126L125 143L124 142H122ZM133 141H134V143H133ZM156 141V143H154ZM157 141H159L158 143L159 144H161L162 142L163 143H167V144H163L162 146L161 145H159V150H157L158 152H156V149H157V147H158V144H157ZM189 141V142H188ZM198 143H197V142ZM15 142H16V144L17 145H15L14 147H12V149L13 150H11L10 148V145L12 144V145H14L15 144ZM101 142V143H100ZM120 142H122V144L120 143ZM131 142L133 143L132 145H131ZM138 144H137V143ZM151 142V141H150ZM34 143V145H32ZM42 143H43V145H42ZM45 143V144H44ZM112 143V144H111ZM126 143H127V145H126ZM8 144H10V145H8ZM21 144V145H20ZM26 144V145H25ZM93 144V145H92ZM95 144V145H94ZM108 144H106V147H107V145ZM120 144H121V147H120ZM130 144V145H129ZM150 144V145H149ZM154 144V145H153ZM169 144V145H168ZM197 144V145H196ZM19 145V146H18ZM28 145H29V148H27L28 147ZM51 145H53V143L51 144ZM70 145V146H69ZM93 147V146H95L94 147V149H89L88 147H90L91 148V146ZM98 147H97V146ZM124 145L125 146H127V147H124ZM151 145H153V146H151ZM157 145V146H156ZM165 145V146H164ZM189 145H187V146H189ZM194 145L197 147L198 145H200L199 147H197V148H194ZM212 145V146H211ZM2 146V147H1ZM4 146H6L5 147V149L7 148V150H5V149H3V147ZM7 146H9V148L7 147ZM23 148V150H22V148ZM34 146V147H33ZM83 145H81V147H82ZM116 146H118V147H116ZM155 146V147H154ZM165 147V149H164V147ZM214 146V147H213ZM21 148V151H20V148ZM49 147V148H48ZM50 147H51V149L53 148V150L54 151H52V152H50ZM63 147V148H62ZM64 147H66L67 149H66V152H65V149H64ZM74 147V146H73ZM86 147V148H85ZM97 147V148H96ZM114 147H115V150H114ZM163 147V148H162ZM186 147V146H185ZM209 147V148H208ZM213 148L212 150H211V157H212V154H214V153H216L217 155H215L214 154V156L213 157H217L216 159H217V161L215 160V158H214V160L216 161V162H214V161H212L213 160V157L211 158L210 156H208V152H210V148ZM222 147V148H221ZM19 148V149H18ZM35 150H33V149ZM58 148V149H57ZM99 148V149H98ZM122 148V149H121ZM127 149V150H125V149ZM155 148V149H154ZM161 148V149H160ZM198 148H200V150L199 151H201V152H199L197 149ZM222 150H221V149ZM27 149V150H26ZM32 149V151H33V153H32V151H29V150H31ZM96 149V150H95ZM108 149H110L111 150V152H109L110 150H108ZM118 149H120L119 151H118ZM149 149H152V150H149ZM169 149V151H173V149L172 150H170ZM208 149V150H207ZM3 150H4V152H5V154L3 155L2 153H3ZM11 150V151H10ZM16 150V151H15ZM17 150H19V151H17ZM91 150H93V152L91 151ZM95 150V151H94ZM97 150H100V152L98 153V151ZM147 150V151H146ZM149 150V151H148ZM164 150H166L167 151V155H169V158L167 159V157H165V155H161V154H166V152H164ZM182 150H183V152H182ZM197 150V151H196ZM221 150V151H220ZM6 151L9 153H6ZM11 153H10V152ZM14 151V152H13ZM24 151H28L27 153L28 154H26V153H23ZM86 151V152H87ZM92 153H91V152ZM96 151H97V153H96ZM101 151H103V152H101ZM115 151V152H114ZM184 151H185V153H187L186 151H191L192 152V154H190V155H192L193 157L191 158V156L189 155V154H185L184 153ZM223 151V152H222ZM225 151V152H224ZM29 152H31V153H29ZM50 152V153H49ZM128 152V153H127ZM149 152H152L154 155H150V153ZM156 152V153H155ZM162 152V153H161ZM182 152L184 155H182V154H180V153ZM190 152V153H191ZM196 152H199L200 154H198V155H196ZM214 152V153H213ZM246 152V153H245ZM244 152V156L245 155H247L248 154V157L246 158V159H249L250 161H248V163H246V166L245 167H247L248 169L246 170L245 168H243L244 167V165L242 166V167H240L239 166V168H236V169H239V170H237V171H241V179H242V177L243 178H245V176H247L248 175V173L246 174V175H244L243 176V174L242 173H244V171L243 170H245V173H246V171H249V167H251L250 166V163L249 162H251V161H253V158H252V156L254 155V156H256L255 154H253V153H251V156L249 155L250 153L248 152V151H245ZM248 152V153H247ZM22 153H23V155H22ZM51 153H52V155H51ZM111 153V154H110ZM116 153V156H114V154ZM144 154L143 156L144 157H146V160L144 159V157H142V155L141 154ZM147 153H149V154H147ZM177 153H178V155H177ZM189 153V152H188ZM193 153H195V154H193ZM208 153V154H207ZM225 154V156H224V154ZM29 154H31V156L29 155ZM76 154V155H75ZM87 154V153H86ZM85 154V156L84 157H89V156H87ZM129 154V155H128ZM135 154H137V155H135ZM139 154V155H138ZM158 154H160V156L158 155ZM206 154H207V156H206ZM221 154V155H220ZM25 155L27 156V157H25ZM64 155V157H66L65 159H64V157H62ZM66 155V156H65ZM77 155H78V157H77ZM89 155V154H88ZM133 155H135V157L136 156H138V158H135V159H133L134 158V156ZM140 155H141V157H140ZM150 155V156H149ZM221 156V158L219 157V156ZM229 155H231V156H229ZM28 156H30V157H28ZM56 156V157H55ZM73 156H76L77 157V159H76V157H73ZM80 156V157H79ZM147 156H148V158H147ZM153 156H155V157H153ZM157 156H159V157H157ZM182 156H186V157H188L187 158V160H186V158H185V161H184V159H182ZM190 156V157H189ZM223 156V157H222ZM227 156H229V157H227ZM12 157V156H11ZM36 157H37V155H36ZM35 156H34V158H36ZM63 158L64 160H61L60 158V160H57L58 162H56V158ZM110 157V158H109ZM111 157H112V159H113V161L115 160V162H114V164L111 162L112 160H111ZM160 157H164V159H167L166 161L164 160L163 161V158H162V161L163 162H161L160 164H161V166H160V164H158L159 163V159L158 158H160ZM199 157H201V158H199ZM209 157V158H208ZM1 158V157H0ZM116 158H118L117 160H118V165L116 164V166H115V163L117 162L116 161ZM222 158H223V160H222ZM224 158H225V161H227V163L226 162H224ZM229 158V159H228ZM241 158V157H240ZM239 158V159H240ZM76 159V160H75ZM78 159H79V161H78ZM99 159V160H98ZM148 159V160H147ZM156 159H158V163H156L157 162V160ZM206 159V160H205ZM24 160V161H23ZM108 160H111L110 162L112 163V164H110V162L108 161ZM149 160V161H150ZM201 162H200V161ZM263 160H264V157H263V159H262V161H261V163L263 162ZM15 161V160H14ZM61 161V163H59ZM66 161V162H67ZM106 161H107V164H108V162H109V164L111 165V167H110V171L108 170V165L106 164V167L107 168H104V165L105 164H103V165H101L102 163H106ZM141 161V162H142ZM188 161V162H187ZM218 161H220V162H218ZM221 161H222V163H221ZM22 162V166L20 165V163ZM51 162V163H50ZM55 162H56V164L57 163H59V164H55ZM84 162V160H82V163ZM177 162V163H176ZM184 162V163H183ZM187 162V163H186ZM210 162H212V164L210 163ZM228 162H229V165H228ZM255 162V161H254ZM14 163V162H13ZM53 163V165L55 166L56 165V167H50L51 166V164ZM81 163V164H82ZM140 163V162H139ZM183 164V166L182 165H180V164ZM209 163V164H208ZM260 162H259V164H261ZM24 164V165H23ZM34 164V163H33ZM159 165V168H155V167H157L158 165ZM214 164H215V166L217 165V167H215L214 166ZM83 165L85 166V164L83 163ZM83 165H81V166H83ZM112 165H114V166H112ZM157 165V166H156ZM203 165H204V168H203ZM251 165H252V168H253V162H251ZM262 165H264L263 163H262ZM261 165V166H262ZM80 166V167H81ZM100 166H102V167H100ZM228 166V167H227ZM260 166V165H259ZM261 166H260V169H261ZM26 167V168H25ZM38 167V166H37ZM78 167V166H77ZM86 167V169L88 168V169H90L89 168V166H85ZM146 167L147 168H151V169H146ZM214 167V168H213ZM222 167V168H221ZM224 167H226V168H224ZM36 168V167H35ZM55 169L56 168V170H53V169ZM101 168H103L102 170H101ZM130 168V167H129ZM176 168V169H175ZM178 168V169H177ZM217 168V169H216ZM229 168V169H228ZM241 168V169H240ZM251 168V169H252ZM263 168H264V166H263ZM261 169L260 170V172H255V171H253V172H255V173H253V172H251V169H250V173L253 175V178H254V174H256L257 173V175H261V173H262V171L264 172V169ZM26 169V170H25ZM92 169H94V170H92ZM106 169V171H104ZM135 169V170H134ZM161 169V170H160ZM214 169H216V170H214ZM221 169V170H220ZM235 169V170H236ZM6 170V171H5ZM17 171L18 170H20V169H16ZM15 170V171H16ZM22 170V169H21ZM168 170H170V172L168 171ZM228 170V171H227ZM14 171V174L15 173H17L18 175H20V171H18V172H15ZM83 171V172H82ZM81 172L82 173H84V169L82 170ZM104 171V172H103ZM196 173H195V172ZM243 171V172H242ZM11 172V174L13 175H10L9 173ZM45 172V173H44ZM80 172V171H79ZM76 173L77 175L79 174V177H80V173ZM86 172V171H85ZM88 172H89V170H88ZM88 172L87 173H85V174H88ZM118 172L119 173H121V174H118ZM137 172H139V173H141V174H139V173H137ZM167 172V173H166ZM219 172H221L220 174H219ZM229 172V173H230ZM22 173V172H21ZM89 173V174H90ZM136 175H135V174ZM194 173L196 174L195 176H194ZM217 173V174H216ZM2 174H3V176H2ZM17 174H16V176H17ZM42 174H44V175H42ZM64 175V176H62V175ZM75 174V173H74ZM22 175H24V174H22ZM51 173H50V178H51ZM95 175H96V173H95ZM106 175V174H105ZM106 175V176H107ZM114 175L115 176H117L116 177V180H117V178L119 179V182H117L116 180H115V177H114ZM130 177H129V176ZM132 175H133V177H132ZM138 175H139V177H138ZM171 176V177H169V176ZM192 175L197 179V182L196 181H194V180H196V179H194V177L192 178ZM220 175V176H221ZM10 176H11V178H10ZM35 176V177H34ZM38 176H40V177H38ZM52 176H54V175H52ZM74 176H72V178L74 177ZM118 176H120V177H123L122 179L123 180H120L121 178L120 177H118ZM134 176H137V180H136V177H134ZM140 176L141 177H145L146 179V181L144 180V178L142 179V178H140ZM14 177V178H13ZM18 177V176H17ZM41 177H43V179L44 180H42V178ZM63 177H64V179H63ZM125 177V178H124ZM127 177H129V179L127 178ZM132 177V178H131ZM216 177L218 178V182H217V185H214L213 187H215L214 189H216L215 191H212V193H210V191L209 190H211V185L212 184H215L214 183V180L216 179ZM225 177V176H224ZM224 178V181H226V179H228V177L227 178ZM255 177H257V176H255ZM6 178H8V181H7V179ZM12 178H13V180H12ZM41 178V179H40ZM138 178H140V179H138ZM219 178H220V181H219ZM230 178V177H229ZM238 179V180H241V179ZM258 179L259 178H262V175L260 176V177H257ZM29 179V178H28ZM31 179H29V180H31ZM131 179V180H130ZM142 179V180H141ZM193 179V180H192ZM231 180H233L232 178H230ZM251 179H252V176H251ZM257 179V180H258ZM19 180V182H17ZM56 180V181H55ZM70 180H75V181H73V182H70ZM109 180H110V182H109ZM125 180V181H124ZM129 182H128V181ZM140 181V183L138 184V183H134V181ZM194 181V183H192V181ZM212 180V181H211ZM229 180V179H228ZM243 180V179H242ZM256 180V178L255 179H252V181H253V184H250L249 183V186L247 185L248 184V181L249 180H246V179H244L243 181H246L247 183H245V182H243V183H241V181H239V183L241 184H239L238 183V186H237V180H234L233 182L236 184V185H234L235 187H241L242 186V184H243V186H242V190H240L239 191V189H237L238 190V192L239 193H241V195L243 196V194L245 195V193H244V190H243V188H245V186H246V189H247V187L248 188H251V186L253 185L254 187H255V181H257ZM6 181H7V183H6ZM12 181H14L13 182V184H12ZM45 181H47V183L45 182ZM57 181H58V183H57ZM103 181V180H102ZM112 181H113V183H112ZM114 181H115V184L116 183H120V184H116V185H114ZM123 182V184H121L122 182ZM131 181H133V182H131ZM138 181V182H139ZM155 181V182H154ZM251 181V182H252ZM264 180L262 179V181L261 182H263ZM4 182V183H3ZM16 182L18 183V185L19 184H22V186L21 185H19L18 187H17V185H16ZM58 185V184H61V185H59V188H61V189H58L57 188V190H56V188L55 187H58V186H56V184ZM99 183V185L98 186H101V187H97L96 186V188H95V184H98ZM258 182V181H257ZM261 182H260V180H259V186H260V184H261ZM7 184L6 186H9L8 188H7V191H6V189H4V184ZM70 183H72V184H70ZM89 183V182H88ZM87 183V184H88ZM91 183V182H90ZM94 183V184H93ZM100 183H101V185H100ZM125 183H126V185H125ZM131 184V185H133V186H131V185H128V184ZM179 183H181V185H179ZM184 183V184H183ZM187 185H186V184ZM14 184H15V186L17 187V188H19V194H15L14 193V191L17 189L16 187H14ZM33 184V185H32ZM64 184H65V187H63L64 186ZM135 184H137V185H135ZM167 184V185H166ZM4 185V186H3ZM43 185V186H42ZM84 185V184H83ZM82 185V186H83ZM91 184L90 185H88L90 188H93V186H92ZM127 185L129 186V187H127ZM174 185H175V187H174ZM203 185H204V187H203ZM245 185V186H244ZM251 185V186H250ZM256 185H257V183H256ZM35 186V187H34ZM45 186V188H43ZM47 186H49V188H47ZM54 186V187H53ZM60 186H62V187H60ZM79 186V187H78ZM92 186V187H91ZM115 186V188L117 187V186H119V187H117L116 189H114L113 187ZM121 186H123V188L121 187ZM167 186H169V187H167ZM181 186L184 188V186H185V188H184V190H183V188H181ZM253 186H252V188H253ZM12 187H14V189L15 190H13L12 189V191L13 192H11V188ZM27 187V188H26ZM52 187V188H51ZM68 187V188H67ZM73 187H78V192H80L81 190V192L80 193H84L85 191H87V194L86 195H83V194H80L81 196H79V193L77 194L78 196H76L75 194L77 193V188L76 189H74ZM122 189H121V188ZM179 187V188H178ZM234 187V188H235ZM257 187H258V185H257ZM257 187L254 189L255 191H256V189H257ZM21 188H23V189H25V192H29V191H31L30 193H32L34 190H35V192H37L38 191V193H36L35 194V192H34V195H35V198H36V195L38 194V196H40V197H38V198H40V200H37L38 198H36L35 199V201L33 200V198H34V196L33 195H31V198H32V196H33V198L32 199H29V200H33V202H31V201H26L25 202V200H27L28 199V197H30L29 196V193L28 194H26L25 192H24V190L23 189H21ZM34 188V189H33ZM36 188V189H35ZM40 188V189H39ZM63 188H64V191H63ZM119 188H120V190H119ZM131 188V189H130ZM133 188V189H132ZM260 188V187H259ZM4 189V190H3ZM30 189V190H29ZM38 189V190H37ZM49 189V190H48ZM51 189H52V191H51ZM68 189V190H67ZM74 189V190H73ZM83 189H84V191H83ZM86 189V190H85ZM107 189H108V191H107ZM127 189V190H126ZM195 189V190H194ZM205 189H208L207 190V192H206V190ZM213 188H212V190H214ZM220 189V188H219ZM218 189V190H219ZM10 190V191H9ZM18 190V189H17ZM17 190L15 191L16 193H18L17 192ZM22 190H23V192H22ZM27 190V191H26ZM40 190V191H39ZM42 190H43V192H48V193H46V195L47 194H50V197H52V198H50L49 197V195L46 197V195H45V197L44 196H42L43 194H45V193H43L42 192ZM60 190V191H59ZM69 190H70V192H72V191H76L75 192V194H73L74 196H72V194H70V192H69ZM89 190V189H88ZM92 190V189H91ZM90 190V191H91ZM116 190H118V192H116L115 193V191ZM221 190V189H220ZM232 190V189H231ZM248 191L249 190H251V189H247ZM258 190V189H257ZM21 191V192H20ZM49 191H51V192H53V193H49ZM63 192V195H62V192L60 193L61 194V196L59 197V200H60V198H61V201H59L58 202V199H57V197H58V195H60L59 194V192ZM67 193H69L68 195L66 194V192ZM133 191V192H132ZM172 191H174L173 193L175 194H173L172 193ZM192 193H191V192ZM246 191V190H245ZM253 191V190H252ZM251 191V192H252ZM40 192V193H39ZM57 193V194H55V193ZM74 192H72V193H74ZM113 192H114V194H113ZM153 192V193H152ZM181 193V195L180 194H177V193ZM205 192V193H204ZM214 192H215V194H216V197H218V201L217 200H215V198H214ZM229 193H231V191L229 190L228 191ZM243 192V193H242ZM43 193V194H42ZM86 193V192H85ZM122 193L124 194L123 195V197L124 198H121L122 197ZM204 193V194H203ZM228 193V194H229ZM232 193H234V192H232ZM232 193H231V195H232ZM235 193H236V191H235ZM22 194H26V195H28V197L25 199V197H24V195H22ZM54 196H53V195ZM172 195V197H171V195ZM180 195L181 197H179V198H177V195ZM191 194V195H190ZM210 194H211V196H210ZM248 196H249V193L247 192L246 193ZM251 194V193H250ZM25 195V196H26ZM65 195H67V196H65ZM83 195V196H82ZM100 195V196H99ZM108 195V196H107ZM112 195V196H111ZM139 195H140V197H139ZM173 195H174V197L176 196V198L178 199H174L176 202H177V204L178 203H180L183 207H189V209H188V211H187V209H186V211H185V209H183V207H180L181 205L180 204H178V205H180V206H178L179 207V209H176V208H178L177 206H176V202L174 203V202H171V201H174L173 200ZM190 196L189 198L187 197V196ZM224 195H225V197H224ZM238 195V194H237ZM240 195V196H241ZM247 195H245V197L247 196ZM261 195H262V192H261ZM20 196H21V198H20ZM55 196H57V197H55ZM117 196V197H116ZM184 196V197H183ZM197 196V197H196ZM206 196V197H205ZM22 197H24V199L22 198ZM44 197V198H43ZM55 197V198H54ZM66 197H67V199H66ZM164 197V198H163ZM171 197V198H170ZM183 197V198H182ZM202 197V198H201ZM227 197V198H226ZM48 198V199H47ZM113 198H115V200L113 199ZM116 198H118V200L116 199ZM120 198V199H119ZM169 198V199H168ZM186 198V199H185ZM204 198V199H203ZM210 199V200H212V198H213V200L212 201H216V202H214V204L212 203V204H210V201H208V203H207V200L208 199ZM224 198V199H223ZM244 198V197H243ZM19 199V200H18ZM48 201H47V200ZM50 199H52L54 202V204H63V200H64V202H65V200L67 201V202H75V204L74 203H72V205H70L69 206V209H68V206L67 205H65V207H63V206H59L58 205V207L56 208V209H58V208H61L62 209V211L65 213L66 212V214H67V212H68V216L66 215V214H62V211H61V209H59V210H57V212L59 211V216L62 214V217H59L58 216V214H57V212L55 213V214H53V215H51L52 213H54V211H55V208H54V206L55 205H53V203H52V200L50 201ZM108 199V200H107ZM191 199V201H189V200ZM194 199H195V201H194ZM202 199V200H201ZM207 199V200H206ZM248 198L246 197V199H244L245 201H248L247 200ZM20 200H22V201H20ZM44 200H45V202L46 203H48V204H50V207L48 206V204H46L45 202H44ZM164 200V201H163ZM169 200H171V201H169ZM184 200V201H183ZM202 202H201V201ZM203 200H204V202H203ZM250 200V199H249ZM38 201V202H37ZM118 203H117V202ZM182 201V202H181ZM185 201H186V203H185ZM194 201V202H193ZM22 202H23V204H22ZM30 202L31 203H34L35 205H31L30 204ZM37 202V203H36ZM61 202V203H60ZM67 202H65L66 204H67ZM77 202V203H76ZM113 204H112V203ZM163 202H165V203H163ZM172 204H171V203ZM201 202V203H200ZM14 203H15V205H14ZM26 203V204H25ZM64 203V204H65ZM82 203H84V204H82ZM100 203H102V204H100ZM116 205H115V204ZM167 203H169L170 205H172L171 207H169L168 205H167ZM173 203H174V207H173ZM192 203H195V206H194V204L192 205ZM198 203V204H197ZM203 203V204H202ZM16 204L18 205H23V208H25V209H23V210H25V211H20L22 208H20V210L17 208V206H16ZM28 204H30V205H28ZM70 204V203H69ZM68 204V205H69ZM112 204V205H111ZM119 204V205H118ZM184 204H185V206H184ZM206 204H208V205H206ZM20 205V206H21ZM27 205V206H26ZM48 207H47V206ZM191 205H192V208H191ZM15 206H16V208H17V210L18 211H20L21 212V214H23V212H24V215H27V214H25V212H29V210H31L30 208H32V209H34L33 211H35V208H33L34 206H36V212H35V214L36 215H34V214H31V215H33L35 218H37V219H33L32 220V217H31V215H30V212L31 213H33L32 212V210L28 213V215H30L29 217H31L30 219L32 220V221H34V223H35V220H37L36 221V223H37V225H36V228H34V230H33V227H34V225L36 224H34L33 222H31L32 224H30L28 221L30 220L28 217L26 218L25 216V218L26 219H28L27 220V222H28V224H30V225H26V223H25V221L24 220H22L21 221V219L19 218V216L20 217H22V215L20 214V215H18V213H20V212H18V213H16V211L17 210H14V209H16L15 208ZM37 206H39V207H37ZM42 206V207H41ZM57 206V205H56ZM77 206V207H76ZM99 206L101 207V209H98L99 208ZM117 206V207H116ZM165 206L166 207H168L167 209L165 208ZM19 207V206H18ZM22 207V206H21ZM26 207L28 208L29 207V209H28V211H26ZM75 207V209H72V208H74ZM88 207V208H87ZM108 208V210H111V212L110 213H108V210H106L105 211V209H103V208ZM185 207V208H186ZM193 207H194V210H193ZM41 210V211H39V209ZM48 208V209H47ZM52 209V211L53 212H51L50 210ZM77 208V209H76ZM95 208V209H94ZM106 208V209H107ZM115 208V209H114ZM169 208H174V211L172 210V209H169ZM181 208V209H180ZM190 208H191V210H190ZM196 208V209H195ZM43 209H45V210H43ZM70 209H72V210H76V211H74L73 213L72 212H70V211H72V210H70ZM94 209V210H93ZM207 209V210H206ZM66 210V211H65ZM91 210V211H90ZM160 210H165V211H161L162 212V214H161V212H160ZM166 210H167V212H166ZM172 210V211H171ZM177 210L178 211H185L186 213H188L189 211V216L187 217V215L185 216V212L182 214V215H180V213H178L177 212ZM193 210V211H192ZM198 210H200V208H198ZM38 211V212H37ZM44 212V214L42 215V213L41 212ZM93 211V212H92ZM116 211V212H115ZM132 211V212H131ZM182 211V212H183ZM191 211H192V213H191ZM101 212V213H100ZM103 212V213H102ZM106 212L108 213V216H107V214H106ZM112 212L114 213V214H112ZM123 212V213H122ZM131 212V213H130ZM147 212V213H146ZM176 213L175 215H178L179 217H181L182 219L184 218V216L185 217H187L186 219H192L191 221H188V220H186V219H183L184 221H182V222H184V223H179V224H182V225H180V228H182V230H181V236L180 235H178L179 234V230H178V221H181V219H179V217H177V216H175V215H172V217L170 216L171 214H168V213ZM181 212V213H182ZM263 213H264V211H262ZM37 213H39L38 215H37ZM45 213H50V215H46V217H45ZM70 213H72V214H70ZM84 213V212H83ZM83 213H82V215H83ZM84 213V214H85ZM100 213V214H99ZM130 213V214H129ZM133 213V214H132ZM160 213V214H159ZM106 214V215H105ZM163 214H165V215H163ZM192 214V215H191ZM199 214H201V215H199ZM76 215V214H75ZM96 215H99L98 216V218H96ZM131 215H133V216H130ZM139 215V216H138ZM158 215H160V216H164V218H162V217H160V216H158ZM47 216H52L50 219H49V217H47ZM110 216H113V217H110ZM115 216V217H114ZM130 218H129V217ZM137 216H138V218H137ZM145 216V215H144ZM153 216L154 217H156V218H158V220H160V221H158L160 224L162 223V226H159L160 224L158 223V225L156 224L157 222V220L155 219V218H153ZM158 216V217H157ZM198 216H196V217H198ZM23 217V218H24ZM33 217V218H34ZM59 217V218H58ZM69 217V218H68ZM99 217H101V218H103V220L105 219L106 220V218L107 217H110V219H107L106 220V223H108V224H106V223H104V221L102 220V221H99L100 220V218ZM106 217V218H105ZM198 217V218H199ZM55 218V219H54ZM74 218V219H73ZM95 218H96V220H95ZM127 218H129V220L131 219V221H125V219L127 220ZM177 218L179 219L178 221H177ZM40 219V220H39ZM97 219H99V220H97ZM115 219V220H114ZM146 219L148 220V223H147V221H146ZM152 220V219H154V222H152V221H150V220ZM30 220V221H31ZM52 220V221H51ZM72 220H73V222H72ZM92 220V221H91ZM114 221L115 223H112V222H110V221ZM162 220V221H161ZM170 220V221H169ZM174 220V221H173ZM24 221V222H23ZM67 221H69V222H67ZM74 221H75V224H74ZM79 220H77V222H78ZM125 221L126 223H123V222ZM168 221V222H167ZM186 221H188L189 223H190V226H193V223H194V225H195V227H193L192 229L193 230H190L189 229V223H188V227H186L187 225V223L185 224V222ZM192 221H193V223H192ZM42 222V223H41ZM55 222V223H54ZM67 222V223H66ZM89 222L91 223V224H89ZM99 222H102V224H100ZM112 223V224H110V223ZM141 222V225H143V223ZM170 222V223H169ZM68 223H70V226L68 227ZM94 223H96V224H94ZM120 223V224H119ZM129 223V224H128ZM24 226H23V225ZM66 224H67V227H68V229H67V227H65L66 226ZM98 224H100V225H98ZM124 224V225H123ZM133 223H131L130 225H132ZM135 224H133L134 225V228L136 229V228H138V229H136L137 231H140L141 232V230H149V226L147 225V229H145L146 228V225H144V226H140L139 225V227L138 226H136ZM166 224V225H165ZM174 225V226H171V228L169 227L170 225ZM177 224V225H176ZM185 224V225H184ZM32 225V226H31ZM94 225H98V226H94ZM108 225V226H107ZM169 225V226H168ZM184 225V227H181V226H183ZM25 226H27L26 228H25ZM31 226V227H30ZM117 226V227H116ZM125 228H124V227ZM158 226V227H157ZM176 226H177V228H176ZM54 227H55V229H54ZM113 227V226H112ZM157 227V228H156ZM170 228V231H167V230H169L168 228ZM175 227V228H174ZM38 228V229H37ZM66 228V229H65ZM130 228V229H129ZM174 228V229H173ZM59 229V230H58ZM119 229V228H118ZM121 229V228H120ZM172 229V230H171ZM184 229V230H183ZM198 229V230H197ZM27 230V231H26ZM29 230V231H28ZM57 230V231H56ZM136 230H134V231H136ZM147 230V231H148ZM157 230V231H156ZM159 230V231H158ZM178 230V231H177ZM197 230V231H196ZM43 231V232H42ZM64 231V232H63ZM186 231V232H185ZM193 231H195V232H193ZM41 232H42V234H41ZM51 232V233H50ZM142 232H144V231H142ZM174 232V231H173ZM197 232V233H196ZM33 233V234H32ZM46 233L48 234L47 236H45L46 235ZM192 233V234H191ZM206 233V232H205ZM30 234H31V236H30ZM45 234V235H44ZM156 234V233H155ZM195 234H198V236L199 235H201L202 237H198L197 235H195ZM33 235V236H32ZM53 235V236H52ZM189 235V236H188ZM21 236V237H20ZM184 236V237H183ZM188 238H187V237ZM194 236V237H193ZM26 239V240H24V238ZM34 239H33V238ZM50 237V236H49ZM49 237H47V238H49ZM22 238H23V240H22ZM30 238V239H29ZM195 238V239H194ZM185 239V240H184ZM187 239V240H186ZM195 241H196V243H195ZM204 241V242H203ZM6 243V245H5V243ZM21 242H23V243H21ZM0 243V244H1ZM194 243V244H193ZM207 243V242H206ZM28 244V243H27ZM26 244H24V246H25ZM1 246L3 247V246H5L4 248H1ZM188 246V247H189ZM23 247V246H22ZM21 247V248H22ZM21 248H19V251H21ZM157 253L159 252V251H156ZM159 254V253H158ZM158 254H156V256H160V254L158 255ZM155 256V252H153V253H151L150 254V256H148V257H146V259H144V261H145V263L146 264H149V263H151L152 264V262H153V264H156V262H157V264H160L161 263V261L162 260H164L165 259V256H163V259L161 258L162 257V255H161V257H160V259H161V261H160V259H159V257L157 258V261H156V258L154 257ZM153 259H155V262L153 261ZM13 260V261H12ZM168 260V258H166L165 259V261H167ZM167 264L168 263V261H167V263L166 262H164L163 261V263L162 264ZM12 264V263H11Z\"/></svg>", "mask_w": 264, "mask_h": 264}, {"label": "bare ground", "instance_id": "6f19581e", "mask_svg": "<svg viewBox=\"0 0 264 264\" xmlns=\"http://www.w3.org/2000/svg\"><path fill=\"white\" fill-rule=\"evenodd\" d=\"M48 2L50 1V0H47ZM70 1H74V0H70ZM78 1L79 0H77V3H78ZM82 1V2H81ZM80 2L81 3H79V4H82L83 2L85 3V1H83V0H81ZM93 1V0H92ZM18 2V1H17ZM15 3L14 2V4L16 5V7H17V4L18 3ZM38 2H39V0H38ZM46 2V1H45ZM44 2V3H45ZM57 2H59V1H57ZM88 2H89V0H88ZM4 3V2H3ZM36 3H37V1H36ZM51 3V2H50ZM77 3H75L74 5H77ZM90 3V2H89ZM125 3H129L130 5H131V7H132V10H133V13L136 15V18H138V19H143V18H145L146 19V21H148L149 20V22L151 23V25H152V27H150L149 29L147 28L149 25V23L147 24L148 26L146 27L147 29H145V30H140V29H144V28H142V27H140V29H138L137 27H134V26H128V23H130V22H128V20H127V16H126V14H125V7H124V4ZM11 3H9L8 5H10ZM20 4V3H19ZM38 4V3H37ZM40 5H41V2L39 3ZM49 4V3H48ZM73 4V3H72ZM72 4H68L67 3V5H72ZM90 4H92V2L90 3ZM5 5H7V4H4V6ZM52 5V4H51ZM62 5V4H61ZM60 5V6H61ZM66 5V6H67ZM84 5V4H83ZM88 5V4H87ZM93 7H94V10L97 12L96 14H93V15H91L92 17H88V20H85L86 22H85V24H86V26L84 27L83 26V28H87V33H88V36L89 37H87L88 38V40H91V42H89V45H91V47L92 46H95L96 45V43H98V41H97V38L99 39L100 37H105V38H108L109 40L108 41H110V40H112L111 42L113 43V42H117V43H115L114 44V46L109 42L108 43V41H106L105 40V42L104 43H106V44H109L108 45V49H111V47L113 46V47H126V44L128 43H135L136 45H137V47H136V45H134L135 47H136V50H137V52L138 53H141V54H144V55H150V56H154V55H152V54H154V53H159V54H161L163 57H165V56H171L172 57V59L170 58H168L169 59V61L170 60H172L173 62H175L174 61V59L173 58H176V57H178L179 55H181V54H183L182 52L184 51V52H186V51H191V50H194V52L192 51L191 52V54H190V56H191V66L192 67H194L193 68V70H192V68H191V70L193 71V73L195 74L194 75V77L195 78H197V76H200V81H202V83H201V85L203 84V86H201V87H203V88H201L200 87V90L199 91H204V92H201V93H199V94H204V96L206 97V95L208 96L209 94H208V92L209 91H211V92H214L212 95H214V97L216 98V96H218L219 94H222V96L223 97H225V96H227L228 97V99L229 100H231V98H232V96H233V94H235V93H237V92H235V91H237V89H239L240 88V90H238L239 92L237 93V94H235L237 97H240L239 95H242V96H244V97H247V98H249V99H252V100H254L255 99V101L254 102H256V96H257V92H258V90H259V88H263L264 89V0H96L93 4ZM33 6L34 5H32V7H31V9H33ZM53 6V5H52ZM55 6V5H54ZM62 6H65V5H62ZM80 6V5H79ZM88 6H90V5H88ZM126 6H127V4H126ZM14 7V5L12 4L11 6H9L7 9H4L5 11V14L1 17V22H0V24H2L3 26H2V28H4L5 26H7L9 23H13V25L14 26H16L15 25V23L17 22H15V20H16V18H19V16H21V14L18 16L17 14H15V13H13L14 11H15V9H17V8H13ZM49 7V6H48ZM56 7V6H55ZM58 7V6H57ZM56 7V8H57ZM72 7H74V6H72ZM30 7H28V9H29ZM41 8V7H40ZM63 8V7H62ZM81 8V7H80ZM79 8V9H80ZM47 9H49V8H47ZM86 9V8H85ZM93 8H91V10H92ZM130 9V8H129ZM18 10V9H17ZM22 10V9H21ZM50 10H52L51 8H50ZM54 10V9H53ZM56 10V9H55ZM65 10H66V8H65ZM64 10V12L66 13V11ZM69 10V9H68ZM70 10H72V9H70ZM128 10V9H127ZM127 10H126V13L127 14H129V11L127 12ZM131 10V11H132ZM32 11V10H31ZM47 11H49V10H47ZM94 11V12H95ZM33 12H34V10H33ZM53 12V11H52ZM52 12H50V13H52ZM81 12H83V11H81ZM22 13V12H21ZM25 13H27V12H24L23 11V13H22V15L23 14H25ZM31 13V12H30ZM54 13V12H53ZM69 13V12H68ZM73 13H77L78 14V12H77V10L75 9L74 11H73ZM86 13H88V12H86ZM89 13H91V12H89ZM262 13V14H261ZM70 14H72V13H70ZM79 14H80V12H79ZM78 14V15H79ZM84 14V13H83ZM74 15V14H73ZM86 15V14H85ZM58 16V15H57ZM67 16H70V15H67ZM67 16H65L66 17V19L64 18V14H63V16H61V20H62V22H59L60 20H58V18H57V22L55 23V25H54V27H53V34H52V37L54 38V40H53V42L55 43V45H59V44H61L63 41H64V39L63 38H65L66 36H64L66 33H65V31H64V29L65 30H67L66 28H67V22H68V20L69 19H73L74 18V16L72 17V18H68ZM87 16V15H86ZM130 16V15H129ZM47 17V16H46ZM51 17H52V14H51ZM50 17V18H51ZM54 17V16H53ZM82 17V16H81ZM28 18V17H27ZM31 18H33V17H31ZM64 18V19H63ZM77 18H79V16L77 17ZM133 18H134V16H133ZM259 18H261L260 20H261V22L259 21ZM20 19H23V18H20ZM36 19V18H35ZM35 19H34V21H35ZM43 19V18H42ZM55 19V18H54ZM75 19V18H74ZM73 19V22H75V20ZM132 19V18H131ZM148 19V20H147ZM32 19H30V21H31ZM48 22H49V20H51V19H49V17H48ZM46 20V21H47ZM56 20V19H55ZM64 20V21H63ZM20 21V20H19ZM66 21V22H65ZM70 21V20H69ZM136 21V20H135ZM23 22H24V19H23ZM65 22V23H64ZM70 22H72V21H70ZM78 22H79V19H78ZM83 22V21H82ZM19 23V22H18ZM44 24L43 25H45V23H47V22H45V20H44V22H43ZM49 23H51V21L49 22ZM80 23V22H79ZM136 23H137V21H136ZM139 23H140V21H139ZM258 23H260L259 25H258ZM20 24V23H19ZM48 24V23H47ZM77 24V23H76ZM133 24V23H132ZM138 24V23H137ZM18 25V24H17ZM32 25V24H31ZM48 25H50V24H48ZM70 25V24H69ZM80 25V24H79ZM78 25V26H79ZM135 25V24H134ZM13 26V27H14ZM29 26V25H28ZM47 26V25H46ZM136 26V25H135ZM140 26V25H139ZM249 26H251V29L253 30V26H254V28H255V26H259L258 27V36H256V40L254 39V41H252V38L250 37V36H247L248 34V28H249ZM11 27V26H10ZM24 27V26H23ZM40 27V26H39ZM38 27V28H39ZM48 27H50V26H48ZM80 27V26H79ZM20 28V27H19ZM18 28V29H19ZM26 28H27V26H26ZM36 28V27H35ZM41 28H43V29H45L44 27H42L41 26ZM70 28V27H69ZM51 29V28H50ZM50 29H48V30H50ZM74 29H75V27H74ZM46 30V29H45ZM257 30V29H256ZM250 31V30H249ZM25 32V31H24ZM27 32V31H26ZM46 32V31H45ZM70 32H72V31H69V33ZM75 32V31H74ZM77 32V31H76ZM47 33H49V32H47ZM28 34V33H27ZM32 34V33H31ZM68 34V33H67ZM66 34V35H67ZM73 34V33H72ZM247 34V35H246ZM49 35H50V33H49ZM48 35V36H49ZM252 35V34H251ZM1 36V35H0ZM77 36V35H76ZM80 36H83V35H79L78 37H80ZM49 38V37H48ZM52 38V39H53ZM67 38V37H66ZM81 38V37H80ZM84 38V37H83ZM86 38V37H85ZM44 39H46V38H44ZM73 39H74V37H73ZM47 40V39H46ZM68 40H70V39H68ZM85 39H83V41H84ZM72 41H74V40H72ZM76 41H77V39H76ZM76 41H74V42H76ZM83 41L82 42H79V43H82L83 45L82 46H85L86 47V45H87V47H88V42L85 40V42L83 43ZM52 42V44H54ZM70 42V41H69ZM45 43V42H44ZM73 43V42H72ZM77 43V45H78V42H76ZM248 43V44H247ZM63 44V43H62ZM100 44H102V43H100ZM98 45L99 47H100V49H102V45ZM117 44V45H116ZM13 45H15V44H13ZM31 45V44H30ZM47 45V43H45V46ZM76 45V46H77ZM105 45V44H104ZM112 45V46H111ZM116 45V46H115ZM245 45V48L243 47ZM16 46V45H15ZM48 46H50L49 45V43H48ZM54 46V45H53ZM102 46V47H101ZM44 47V46H43ZM42 47V48H43ZM47 47V46H46ZM75 47V46H74ZM78 47V46H77ZM110 47V48H109ZM112 47V48H113ZM243 47V48H242ZM41 48V49H42ZM52 48V47H51ZM54 48V47H53ZM53 48L51 49L52 51H53ZM56 48V47H55ZM61 48V47H60ZM76 48V47H75ZM75 48H73V49H75ZM95 47H93L92 48V51H94L93 49H94ZM98 48V47H97ZM131 48V47H130ZM223 48H227V49H230V51L231 52H233V54L234 55H236V54H241V55H245V57H247L246 55H248V56H250V57H252V58H254L255 56H257V58L255 59V60H253V63H252V61L250 62V60H248L250 63H252V65L250 66V65H247L246 64V62H244L245 60H240V59H237L236 58V60H237V62L236 63H234L233 65H234V67L233 66H231L232 65V63H229V64H227V63H225L226 61H227V59H229V58H227L226 60H225V62H218L217 60H215V61H212L211 59L209 60L208 59V57L207 56H210L211 54V52H213V54H214V52H216V51H218V50H220V51H222V49ZM58 50H59V48H57ZM62 49V48H61ZM83 49V48H82ZM87 49V48H86ZM88 49H90V47L88 48ZM132 49V48H131ZM195 49H196V51H195ZM227 49H226V51H227ZM44 50H45V48H44ZM48 50H50L49 49V47H48ZM50 50V51H51ZM76 50H77V48H76ZM103 50H104V47H103ZM112 50V49H111ZM116 50V49H115ZM135 50V51H136ZM49 51V52H50ZM61 51V50H60ZM59 51V52H60ZM63 51V50H62ZM86 52V51H88V50H83V52ZM99 51V50H98ZM106 50H104V52H105ZM109 51V50H108ZM107 51V52H108ZM118 51H119V49H118ZM133 52H134V48H133V50H132ZM182 51V52H181ZM189 51V52H190ZM29 52H33V50L32 51H29ZM56 52H58V51H55L54 53H56ZM58 52V53H59ZM63 52H65V51H63ZM106 52V53H107ZM121 52V51H120ZM223 52H225V51H223ZM8 53V52H7ZM11 52H9V54H10ZM53 52H51V53H46V55L44 56L45 58H44V60L41 58L40 60H42V61H45V63H46V66L47 65H51V64H53L54 63V59L57 61V65H61V64H58V58H57V55H55ZM58 53H56V54H58ZM65 53H68V52H65ZM70 53H72L73 54V50L72 51H70ZM69 53V54H70ZM110 53V52H109ZM115 53V52H114ZM221 53V52H220ZM5 54V53H4ZM33 54V53H32ZM72 54H70V55H72ZM90 54L91 53H89V55L87 56V57H91L90 56ZM117 54V53H116ZM119 54V53H118ZM129 54V53H128ZM209 54V55H208ZM227 54H229V53H227ZM14 55L15 54H13V58H14V61H15V57H14ZM54 55L56 56V58H54ZM59 55V54H58ZM65 55V54H64ZM64 55L62 56V58L64 57ZM74 55V54H73ZM78 55V54H77ZM84 55V54H83ZM85 55H87V54H85ZM92 55V54H91ZM97 55V54H96ZM96 55H94L93 54V56H95L96 57ZM122 55H127V54H122ZM122 55L120 56V57H122ZM135 55V54H134ZM134 55H131V54H129V56L128 57H130V56H133L134 57ZM158 55V54H157ZM189 55V54H188ZM225 55V54H224ZM4 56V55H3ZM9 56V55H8ZM33 56V55H32ZM65 56H68V54L67 55H65ZM82 56V55H81ZM139 56H141V55H139ZM143 56V55H142ZM149 56V57H150ZM181 56H183V55H181ZM181 56H179L180 58H181ZM185 56V55H184ZM215 56V55H214ZM219 56V55H218ZM238 56V55H237ZM2 57V56H1ZM5 57H7L6 55H5ZM11 57H12V54H11ZM10 57V58H11ZM70 57H73V56H70ZM69 56H68V58H64V59H66L64 62H66V61H68L69 60V58H70ZM78 56H76V58H77ZM84 57V56H83ZM86 57V56H85ZM111 57H113V56H111ZM116 57H117V55H116ZM118 57H119V55H118ZM125 57V56H124ZM137 58H139L138 57V55L136 56ZM135 57V58H136ZM178 57V58H179ZM211 57V56H210ZM213 57V56H212ZM240 57H242V56H240ZM245 57H243V58H245ZM250 57H248L249 59H250ZM8 58V60H7V62L9 61V57H7ZM60 58V57H59ZM75 58V60L76 61H78L77 59ZM89 58L87 59V60H89ZM105 58V57H104ZM103 57L101 58V59H104ZM108 58H110V56L109 57H107V59ZM142 58V57H141ZM145 58V57H144ZM143 58V59H144ZM152 60H155V59H153L154 57H150ZM156 58V60H157V57H155ZM179 58V59H180ZM184 58V57H183ZM216 58V57H215ZM219 59V61H220V57H218ZM251 58V59H252ZM12 59V58H11ZM10 59V60H11ZM27 59V58H26ZM63 59V60H64ZM68 59V60H67ZM74 59V58H73ZM72 58H70V60H73ZM84 59V61H85V58H83ZM91 59V58H90ZM107 59H105L106 60V62H107ZM116 58H114V60H115ZM117 59H120V58H117ZM164 59V58H163ZM179 59L177 60V62L179 63ZM187 59V58H186ZM185 59V60H186ZM213 59V58H212ZM223 59V58H222ZM225 59V58H224ZM235 59V58H234ZM13 60V59H12ZM11 60V61H12ZM17 60V59H16ZM62 60V59H61ZM97 60H99V59H97ZM121 60H123L122 58H121ZM137 61H138V59H136ZM139 60H140V58H139ZM145 60V59H144ZM147 60H150V59H147ZM146 60V61H147ZM161 60V58L159 59V60H157L156 62H161L160 61ZM176 60V59H175ZM184 60V59H183ZM234 61L233 59H229L228 61ZM235 60V61H236ZM2 61H4V62H2V66L0 65V67H5L6 65H3V63H5L6 62V60L4 59V60H2ZM14 61H12V62H14ZM55 61V62H56ZM90 61V60H89ZM95 61V60H94ZM113 61V60H112ZM119 61V60H118ZM137 61H135L134 63H136ZM182 61V60H181ZM186 61H189L188 59L186 60ZM186 61H184V63L186 62ZM227 61V62H228ZM21 62H26V61H21ZM29 62V61H28ZM28 62H26L27 64L26 65H28ZM62 62V61H61ZM101 62V61H100ZM113 62H115V61H113ZM142 62H144L143 60H142ZM155 62V63H156ZM167 63H168V61H166ZM183 62V61H182ZM15 63V62H14ZM13 63V64H14ZM30 63V62H29ZM34 63V62H33ZM32 63V64H33ZM38 63V62H37ZM44 63V62H43ZM67 64H68V62H66ZM93 63V62H92ZM102 63V62H101ZM103 63H104V61H103ZM117 63V62H116ZM140 63V62H139ZM148 63V62H147ZM151 63V62H150ZM170 63V62H169ZM183 63V64H184ZM0 64H1V62H0ZM10 62H8V66H13L12 64H10ZM20 64V62H18L17 63V66ZM56 64V63H55ZM90 64H91V62H90ZM120 64V63H119ZM149 64V63H148ZM186 64V63H185ZM231 64V65H230ZM16 65V64H15ZM22 65V64H21ZM26 65H24V66H26ZM34 65V64H33ZM40 65H41V63H40ZM57 65H55V67L57 66ZM80 65V64H79ZM81 65H82V63H81ZM80 65V66H81ZM88 65V64H87ZM86 65V66H87ZM93 65V64H92ZM100 65V64H99ZM99 65H98V68H100V70H101V66H103L104 68H108L109 66H106L105 64L103 65H100V67H99ZM108 65V64H107ZM116 65V64H115ZM122 65V64H121ZM123 65H125V64H123ZM132 65V64H131ZM139 65V64H138ZM141 65V64H140ZM146 65V64H145ZM169 65V64H168ZM182 65V64H181ZM43 65H41V67H42ZM74 66V65H73ZM78 66V65H77ZM83 66V65H82ZM90 66V65H89ZM88 66V67H89ZM95 66H97V65H95ZM135 64H134V66H133V68H134V70L136 69L135 68ZM147 66H149V65H147ZM171 66V65H170ZM14 67V66H13ZM19 68V70H20V66H18ZM22 67H23V65H22ZM27 67V66H26ZM26 67H25V69H26ZM54 67V66H53ZM62 67V66H61ZM61 67H59V68H61ZM88 67H87V69L86 70H90V68L91 67H89V69H88ZM103 67H102V69H103ZM137 67V66H136ZM140 67V66H139ZM145 67V66H144ZM152 67V66H151ZM176 67H179V66H176ZM182 67V66H181ZM179 68V69H182V68ZM186 67V66H185ZM7 68V70H2L3 72H5L6 71V73L8 74V73H12L13 72V74L14 75H12L13 77H15L16 75H17V73H16V75H15V70L13 69H11L10 67H6ZM15 68V67H14ZM28 68V67H27ZM63 69H64V67H62ZM75 68H77V67H75ZM82 68V67H81ZM97 68V67H96ZM97 68V69H98ZM112 68V67H111ZM117 68H118V66H117ZM126 68V67H125ZM131 68V67H130ZM132 68V69H133ZM141 68H143V67H141ZM140 68V70L141 71H143V69H141ZM149 68V67H148ZM171 68V67H170ZM50 69H53V68H50ZM79 69V68H78ZM83 69V68H82ZM94 69V68H93ZM114 69H116L115 68V66H114ZM123 69V68H122ZM150 69V68H149ZM155 69V68H154ZM169 69V68H168ZM175 70H176V68H174ZM179 69L177 70L178 72H179ZM186 69H187V67H186ZM190 69V68H189ZM10 70V71H9ZM16 70H17V68H16ZM42 70H44L45 71V67L43 68L42 67ZM58 70V69H57ZM56 70V71H57ZM76 70V69H75ZM95 70V69H94ZM99 70V69H98ZM118 70V69H117ZM124 70V69H123ZM127 70V69H126ZM151 70H153V69H150L149 70V72L151 71ZM175 70H173L172 68H171V71L170 72H168V73H173ZM184 70V69H183ZM18 71V70H17ZM43 71V72H44ZM63 71V70H62ZM108 71V70H107ZM140 71V72H141ZM155 71H156V69H155ZM163 71L164 72H166L164 69H163ZM177 71H175V72H177ZM77 72V71H76ZM78 72H81V73H79V74H82V71H79L78 70ZM87 72H91V71H87ZM113 72H115V71H113ZM112 72V73H113ZM162 72V71H161ZM160 72V73H161ZM166 72V73H167ZM187 72H188V70H187ZM191 72V71H190ZM84 73V72H83ZM93 73V72H92ZM116 73V72H115ZM130 73V72H129ZM153 73H154V71H153ZM156 73V72H155ZM154 73V74H155ZM172 73L170 74V76L172 75ZM59 74V73H58ZM67 74V73H66ZM76 74V73H75ZM89 74V73H88ZM91 74V73H90ZM94 74V73H93ZM99 74V73H98ZM108 75V73L106 72H104V75ZM134 74H135V72H134ZM137 74H139V73H137ZM143 74V73H142ZM146 73H144V76H147V78L148 77H152L153 76V81H154V77L157 75V73L155 74V76H154V74L153 75H151V73L149 74L150 76H148L147 74L145 75ZM162 74V73H161ZM173 74H175V73H173ZM180 76H181V74L180 73H178ZM177 74V76L179 77V75ZM184 74V73H183ZM187 74V73H186ZM24 74H22V76H23ZM45 75V74H44ZM53 75H55L54 73H53ZM63 74H61V76H62ZM87 74H85V76H86ZM110 75V74H109ZM160 75V74H159ZM158 75V76H159ZM165 75V74H164ZM168 75V74H167ZM185 75V74H184ZM183 75V77H185ZM188 75V74H187ZM191 75H192V73H191ZM197 75V76H196ZM5 76H7L6 74H5ZM25 77H26V75H24ZM23 76V77H24ZM58 76V75H57ZM56 76V77H57ZM60 76V75H59ZM58 76V77H59ZM68 76V75H67ZM66 76V77H67ZM84 76V75H83ZM91 76V75H90ZM93 76H95V75H93ZM121 76L123 77V75L121 74ZM125 76V75H124ZM136 77L138 76V75H135ZM141 76L142 75H140V78H139V76L137 77V79H143V81H144V76H142L143 78H141ZM166 76V75H165ZM165 76H164V79L167 81V80H169L168 82H166L165 84H169L170 83V81H171V78H173L174 80H175V78L174 77H171V78H165ZM2 77V76H1ZM8 77V76H7ZM9 77H11V76H9ZM63 77V76H62ZM89 77V76H88ZM96 77V76H95ZM95 77H94V79H95ZM106 77H109L110 78V76H106ZM130 77V76H129ZM167 77V76H166ZM168 77H169V75H168ZM176 77V76H175ZM182 76H181V80L183 81V82H186V80L184 81V78H183ZM190 78V76H187L186 78ZM194 77H192V79L194 78ZM3 78V77H2ZM48 78V77H47ZM92 78V77H91ZM97 78V77H96ZM116 78V77H115ZM126 78H128L127 76H126ZM131 78H133V77H131ZM147 78H146V81L147 82H149V79L147 80ZM159 78H161V77H159ZM194 78V79H195ZM14 79V78H13ZM17 79V78H16ZM37 79H39V77H37ZM36 79V80H37ZM54 79V78H53ZM52 79V80H53ZM56 79H58V78H56ZM68 79V78H67ZM67 79L65 80V81H67ZM130 79V78H129ZM156 79V81H157V77L155 78ZM163 79V78H162ZM163 79V80H164ZM173 79H172V83H173ZM177 79V78H176ZM4 80V79H3ZM8 80H10V78L8 79ZM22 80V79H21ZM20 80V81H21ZM24 80V79H23ZM52 80L51 81H49V82H52ZM76 80H78V79H76ZM90 80V79H89ZM89 80H86V81H89ZM111 80H113L112 78L109 80V81H111ZM123 80V79H122ZM163 80H161V81H163ZM164 80V81H165ZM180 81V78H178L177 79V81ZM196 80H199L198 78L196 79ZM5 81V80H4ZM13 81V80H12ZM38 81V80H37ZM56 81V80H55ZM59 80H57V82H58ZM91 81V80H90ZM96 81H98V80H96ZM96 81H94L95 83H97ZM101 79H99V83L98 84H100L101 85V87L103 86L102 84H101ZM105 81V80H104ZM104 81H102L103 83H104ZM106 81H107V79H106ZM127 81L128 80H126V82H125V84H127ZM150 81L152 82V80H151V78H150ZM155 81V82H156ZM161 81H158L157 82V85H158V83L159 82H161ZM178 81V83H180V82H182V81H180L179 82ZM194 81V80H193ZM200 81H198V83L200 82ZM16 82L18 83L19 82V80H16ZM24 82V81H23ZM36 82V81H35ZM38 82H40V80L38 81ZM42 82H44L42 79H41V83ZM116 82V81H115ZM115 82H114V84H115ZM117 82H121L122 84H123V82L122 81H117ZM129 82V81H128ZM136 82V81H135ZM188 82H189V80H188ZM188 82H186V83H188ZM190 82H191V85L190 86H192V81L190 80ZM189 82V83H190ZM13 83H15V82H13ZM17 83H15V84H17ZM40 83V84H41ZM45 84L47 83V82H44ZM43 83V84H44ZM68 83V82H67ZM66 83V84H67ZM76 83V82H75ZM75 83H69V84H73V85H75ZM90 83V82H89ZM94 83V84H95ZM131 83V81L129 82V84ZM140 83V82H139ZM143 83V82H142ZM153 83V82H152ZM176 85H177V82H174ZM189 83H188V85H189ZM234 83H235V85L236 84H239L238 85V87L236 86V88H235V91H234V87H235V85H234ZM19 84V83H18ZM23 83H22V81L20 82V85H22ZM27 84V83H26ZM38 84L39 86H40V89H44V86H46V87H48L49 88V84L47 83L46 85L44 84ZM53 84V83H52ZM52 84H51V86H52ZM55 84V83H54ZM57 84H60V83H57ZM78 84V83H77ZM76 84V85H77ZM106 84V83H105ZM105 84H104V86H105ZM111 84V83H110ZM113 84V83H112ZM113 84V85H114ZM136 84V86H137V84L138 83H135ZM146 84V83H145ZM166 85V87H168L169 85ZM24 85V84H23ZM49 85V86H48ZM72 85V86H73ZM78 85H80V83L78 84ZM99 85V86H100ZM117 85V84H116ZM121 85V84H120ZM142 85H144V84H142ZM161 85H163V83L162 84H159V86H160V88H162V90H163V88H165L166 89V91H168L167 89H169L170 88V90L172 89L170 86H169V88H166L165 87V85L164 86H162L161 87ZM171 85V84H170ZM179 85V84H178ZM187 85V84H186ZM187 85V88L189 87V90L192 88V87H190V86H188ZM198 85H200V84H198ZM233 85H234V87H233ZM50 86V87H51ZM61 86H63V84H61ZM81 86H82V84H81ZM80 86V87H81ZM103 86V87H104ZM106 86H107V84H106ZM105 86V88H106V92H107V90H108V88ZM130 86H133V84L132 85H130ZM135 86V87H136ZM145 86V85H144ZM143 86V87H144ZM148 85H146L145 87H146V89L148 90V87H147ZM172 86H175V85H172ZM184 87V85H182V83L179 85V88L180 87ZM55 87V89H56V86H54ZM54 87H52V88H54ZM60 87V86H59ZM76 87V86H75ZM84 87V86H83ZM90 87V86H89ZM103 87H102V89H103ZM142 87V86H141ZM140 87V88H141ZM142 87V88H143ZM152 87V86H151ZM177 87V86H176ZM175 87V88H176ZM221 87V88H220ZM17 88H18V86H17ZM47 88V89H48ZM77 88H78V86H77ZM91 88V87H90ZM99 88V87H98ZM98 88H97V90H98ZM119 88V87H118ZM124 88V87H123ZM128 88V87H127ZM130 88V87H129ZM131 88H133V87H131ZM138 88V87H137ZM136 88V89H137ZM174 88V87H173ZM178 88V87H177ZM177 89L176 91H180L181 89ZM196 88V87H195ZM217 88H220L218 91H217V93H219V94H216V92H215V90L217 89ZM225 88V89H224ZM262 88H261V90H262ZM47 89H44V91H42V92H40L39 93V91L40 90H38V92L37 93H39L38 95H39V98L41 97L42 98V105H44L45 107H47V105H48V107L47 108H50V110L49 111H51V109H53V108H55V107H57L58 105H55L54 103H56V100H57V102H59L58 104H61V102L58 100L59 98H60V94H58L59 96H57V98L56 99H54L56 96L52 93V91H51V89L50 90H47ZM58 89V91L61 89V88H57ZM74 88H72V90H73ZM95 89V88H94ZM111 89H114V88H111ZM122 88H120L119 90H121ZM139 89V88H138ZM143 89H145V88H143ZM145 89V90H146ZM154 89V88H153ZM199 89V88H198ZM198 89H197V91H198ZM202 89V90H201ZM72 90H70V91H72ZM81 90H83V89H81ZM88 90V89H87ZM90 90V89H89ZM105 90V89H104ZM103 90V91H104ZM118 90V89H117ZM126 90V89H125ZM127 90H131L132 91V89H127ZM156 90H158V89H156ZM161 90V89H160ZM188 90V91H189ZM221 90V91H220ZM222 90H223V92H222ZM259 91L260 93H264V92H262V91ZM55 91V90H54ZM57 91V90H56ZM75 92H76V88H75V90H74ZM80 91V90H79ZM85 91H86V88H85ZM102 91V93H104ZM115 91H116V89H115ZM131 91H129V92H131ZM139 91V90H138ZM142 91V93H143V91L144 90H141ZM140 91V92H141ZM159 91V90H158ZM163 91H165V90H163ZM172 91H175V90H172ZM171 91V92H172ZM176 91L174 92V93H176ZM182 91V92H181ZM180 92H181V94L182 93H184L185 92V90H184V92H183V90H181ZM194 91V90H193ZM198 91V92H199ZM69 92V91H68ZM73 92V91H72ZM78 92V91H77ZM91 92V91H90ZM101 92V91H100ZM116 92H118V91H116ZM116 92H114V93H116ZM121 92H124V91H120L119 93H121ZM128 92V91H127ZM140 92H137V93H140ZM150 92V90H148V93ZM160 93H161V91H159ZM158 92V93H159ZM169 92V91H168ZM189 92H191V94H188L187 96L188 97H193V100L190 98V101L192 102H194V96H191L192 95V90L191 91H189ZM195 92V91H194ZM198 92H195V93H197L198 94ZM235 92V93H234ZM36 92H35V95L37 94ZM59 93H62L63 94V92L61 91V92H59ZM79 93V92H78ZM83 93V92H82ZM136 93V92H135ZM135 93H134V95H135ZM150 93H152V89H151V92ZM155 93V92H154ZM163 93H165L164 94V97H166V94H168V96L170 97V95H169V93H167V92H163ZM223 93H224V95H223ZM260 93H259V99H260V101H261V99L264 97V96H262V94H261V96H260ZM34 94V93H33ZM65 94V93H64ZM97 94V93H96ZM105 94H107V93H105ZM129 94V93H128ZM141 94V93H140ZM146 94H147V92H146ZM153 94V93H152ZM155 94H157V91H156V93ZM155 94H153L154 96H160V97H162L163 96V94L161 95V94H157V95H155ZM177 94V93H176ZM176 94H173V93H171V95H174V97H175V95ZM179 94V93H178ZM203 94H202V96H203ZM38 95H36L35 97L37 98L38 97ZM57 95V94H56ZM67 95V94H66ZM86 94H84V95H80L81 97L83 96H85ZM93 95V94H92ZM109 95V94H108ZM107 95V96H108ZM113 95V94H112ZM119 95V94H118ZM125 95V94H124ZM133 96V94H130V96ZM138 95V94H137ZM196 95V94H195ZM212 95H210L211 96V98H212ZM25 96H27V95H25ZM25 96H23V97H25ZM30 97H32L31 95H29ZM62 96H64V95H62ZM61 96V97H62ZM75 95H73V97H74ZM79 96V95H78ZM77 96V98H79ZM102 96H104V95H102ZM106 96V97H107ZM119 96H123V95H119ZM140 96V95H139ZM142 96V95H141ZM141 96H140V98H141ZM145 96V95H144ZM151 96V95H150ZM154 96H153V98H154ZM200 95H198L197 97H199ZM210 96H209V98H210ZM28 97V96H27ZM54 97V98H53ZM86 97H87V95H86ZM124 97V96H123ZM136 97V99H134V100H137L136 101V106H135V101L132 99V102L134 101V105H129V103L131 102V98L130 99H126V95H125V101L124 100H122V99H120V98H118L117 97V101L119 102H122L121 103V105H120V107L122 106L123 108H126V109H128L125 105H127L126 103L128 102V106H129V108H130V106L132 107H134L133 109H135L136 108V110L138 109H140L141 108V103H139L140 105V108L139 107H137L138 105H137V102L139 101V100H141L140 98H138L137 99V96H135ZM163 97V98H164ZM164 98L163 100L165 101V102H163L162 103V105H160V103L163 101H161V99H160V102H159V104H158V102L157 101H159V100H157L156 102H157V104H158V106L160 105V106H162V107H160L159 106V111H162L161 109H163V113H164V109L166 108H168V110H165V112H166V114L164 113V115H167L168 116V113H170V115L175 119V115H173V112L175 111L177 114L180 112V111H182L181 109H182V106H180V102L177 100V99H179V98H174L173 96H172V98L170 97V98ZM203 98V100L201 101V100H199V98H196L197 100H199L200 102H203L202 103V105H203V108H202V115H198V114H196V118H197V116H199L198 117V119L201 121V117L200 116H203V118H202V123H203V126H204V128H205V130H207V131H209L208 133H211V136H212V141H214V142H212V144L214 145V143L215 144H217V145H214L215 146V148L213 149L212 147L210 148V152H208L207 154H208V156H210L211 157V150L213 149L214 151L216 150V146H218V150H219V147L220 146H223L225 149H226V151H227V155L228 154H232L233 152L232 151H234L235 153H241L242 151H248L250 154V156H251V153H253V154H255L256 156H252V158H253V161H251V162H253V168H252V165H251V162H249L250 163V166L251 167H249L250 169H251V172H253V171H255V172H257L258 170V172H260V170L263 168V166L264 165H262V163L264 164V160H263V162L261 163V161H262V159H263V157H264V121H263V124H261L260 123V125L258 124L257 125V118L255 119L256 121H253L254 123L256 122V125H254V126H252V127H250L249 129H248V126H250L251 124H252V120H247L248 122H250L249 124L250 125H248V122L246 121V120H244V122H245V124H246V122H247V124L245 125V124H243V127H244V125L247 127L246 129L247 130H245V131H243L242 130V133H240L239 132V134H237V137L234 139V140H229V138H227V136H226V134H225V127H223L224 125V123H223V116H224V114L222 113V111L220 110V107H221V105H222V103H221V100H220V103H218V107H219V104H221L220 105V107H219V110L221 111H213L214 109H212L213 108V106H214V104H212L213 106L211 107V102L209 103V101L207 100V102H206V99L207 98ZM26 98V97H25ZM70 98V97H69ZM104 98V97H103ZM133 98V97H132ZM148 98V97H147ZM147 98H143L144 99V101L147 99ZM150 98V97H149ZM202 97L200 96V99H201ZM208 98V99H209ZM219 98V97H218ZM221 98V97H220ZM27 99V98H26ZM65 99V98H64ZM70 99H72V98H70ZM74 99V98H73ZM72 99V100H73ZM91 99V98H90ZM150 99H152V97L150 98ZM149 99V100H150ZM155 99V98H154ZM166 99V100H165ZM170 99H172V100H170ZM183 99H184V97H183ZM226 99V98H225ZM35 100V99H34ZM38 100V99H37ZM37 100H35V101H37ZM62 100H63V98H62ZM66 100V99H65ZM65 100H63V101H65ZM67 100H68V97H67ZM72 100H70V102H74V101H72ZM89 100V99H88ZM92 100H93V98H92ZM108 100V99H107ZM110 100H112V99H110ZM148 100V101H149ZM153 100V99H152ZM169 100L171 101V103H169V105H171V106H173V109L171 108V107H166V105H168V103L167 102H169ZM186 100H187V102H188V98H186ZM257 100H258V97H257ZM40 101V100H39ZM104 101V100H103ZM143 101V100H142ZM148 101H146L145 103L147 104L148 103ZM154 101V100H153ZM153 101H150V104L148 103L147 105L149 106V105H151V103L153 102ZM184 101V100H183ZM182 101V102H183ZM198 101V102H199ZM225 101V100H224ZM223 101V102H224ZM4 102V101H3ZM83 103H85V100L83 99V101H82ZM90 102V101H89ZM92 102V101H91ZM109 102V101H108ZM119 102V103H120ZM185 102V101H184ZM184 103V104H188V103H191V102H188V103ZM199 102V103H200ZM231 102V101H230ZM233 102H234V100H233ZM232 102V103H233ZM5 103V102H4ZM30 103H31V101H29V105H30ZM46 103V104H45ZM79 103H81L80 102V99H79ZM79 103H76V104H78L79 105ZM104 103V102H103ZM144 103V102H143ZM167 103V104H166ZM209 103V104H208ZM215 103V102H214ZM238 103L240 104L241 102H239L238 101ZM249 103V102H248ZM32 104V103H31ZM40 104H41V102H40ZM39 104V105H40ZM65 104V103H64ZM69 104H72V103H69ZM87 104V103H86ZM102 104V103H101ZM109 104L110 103H108L107 105L109 106ZM113 104V103H112ZM152 104H155V103H152ZM164 104V105H163ZM183 103H181V105H182ZM183 104V105H184ZM193 104V103H192ZM260 104V103H259ZM258 104V105H259ZM33 105H35V104H33ZM41 105V106H42ZM63 105V104H62ZM78 105H75V106H78ZM81 105V104H80ZM111 105V104H110ZM116 105V104H115ZM115 105H113V106H115ZM119 105V104H118ZM144 105V104H143ZM146 105V106H147ZM200 105H201V103H200ZM217 105V103H215V106ZM229 105V104H228ZM244 105H245V103H244ZM253 105H254V103H253ZM257 105V106H258ZM263 105V104H262ZM50 106V107H49ZM91 106V105H90ZM99 106H102V105H99V103H98V106L97 107H99ZM106 106V105H105ZM107 106V107H108ZM112 106V107H113ZM145 106V107H146ZM154 106V105H153ZM164 106V107H163ZM187 106V109L189 108V105H186ZM194 106V105H193ZM230 106V105H229ZM239 106V105H238ZM243 106V105H242ZM252 106V105H251ZM250 106V107H251ZM3 107H4V104H3ZM2 107V108H3ZM33 107V106H32ZM60 108H61V106H59ZM59 107H57V112H62L63 111V109H66V108H64L63 107V109H61L62 111H59ZM66 107V106H65ZM68 107V106H67ZM70 108H73V111L72 112H74V110L75 109H78L77 107L74 109V107H73V105L72 106H69ZM83 107V106H82ZM112 107H111V109H112ZM116 107V106H115ZM114 107V108H115ZM118 107V106H117ZM116 107V108H117ZM144 107V106H143ZM151 108H152V105L150 106ZM223 107V106H222ZM221 107V108H222ZM254 107V106H253ZM5 108V107H4ZM24 108V107H23ZM26 108V107H25ZM103 108V107H102ZM101 108V109H102ZM105 108V107H104ZM109 108H110V106H109ZM149 108V107H148ZM148 108H144V109H148ZM154 108V107H153ZM153 108L150 110V108H149V110L148 111H151L152 113H153ZM194 107H192L190 110H192ZM215 108V107H214ZM217 108V107H216ZM225 108V107H224ZM224 108H222L223 110H224ZM233 108V107H232ZM234 108H236L237 110H238V108L236 107V105H235V107ZM234 108H233V110H234ZM241 108V107H240ZM243 108V107H242ZM257 108H259V107H257ZM261 108V107H260ZM262 108H264V107H262ZM261 108V109H262ZM6 109V108H5ZM5 109H2V110H5ZM37 109V108H36ZM45 109V108H44ZM43 109V110H44ZM100 109V110H101ZM119 109H122V108H119ZM118 109V110H119ZM125 109V110H126ZM132 109V110H133ZM142 109V108H141ZM143 109V110H144ZM198 109V108H197ZM229 109V108H228ZM236 109H235V111H236ZM254 109V108H253ZM261 109H258V110H261ZM7 110H8V108H7ZM6 110V111H7ZM33 110V109H32ZM31 110V111H32ZM46 111H47V109H45ZM44 110V112H46ZM56 110V109H55ZM68 110V109H67ZM66 110V111H67ZM97 110H99V108L97 109ZM113 110V109H112ZM142 110V111H143ZM172 110V111H171ZM174 110V111H173ZM178 110V111H177ZM195 111H196V109H194ZM194 110H192V112L194 111ZM216 110V109H215ZM0 111H1V108H0ZM5 111V112H6ZM49 111H47L48 113H49ZM54 111V110H53ZM53 111H51V112H53ZM107 111H108V108H107ZM110 111V110H109ZM115 111H117V109L115 110ZM120 111V110H119ZM123 111H124V109H123ZM135 111V110H134ZM147 110H144L143 111V113L145 112H147V113H149ZM168 111V112H167ZM171 111V112H170ZM194 111V112H195ZM200 110H198V112H199ZM234 111V112H235ZM55 112V111H54ZM54 112H53V114H54ZM63 112H65V110L63 111ZM62 112V113H63ZM72 112H69L70 114H72ZM77 112V111H76ZM102 112V111H101ZM106 112V111H105ZM111 112H114V111H111ZM154 117L156 116L157 117V119H158V117L161 119V120H163V122H164V119H162L163 117L165 118V116H162V118L160 117L161 116V114L162 113H160V112H158V111H155L154 110ZM183 112V111H182ZM191 112V113H192ZM252 112V111H251ZM259 112V111H258ZM2 112H0V114H1ZM33 114H34V112H32ZM67 113H68V111H67ZM67 113H63V114H67ZM81 113L82 112H80V113H75V114H73L74 115V117H76V115L77 114H80L81 115ZM91 113V112H90ZM96 113V112H95ZM107 113V112H106ZM110 113V112H109ZM114 113H116V112H114ZM132 113H134V112H132ZM144 113V114H145ZM157 113H159L160 115L158 116V114ZM181 113V112H180ZM185 113H188V112H186L185 111ZM220 113H222L223 114V116L220 114ZM254 113V112H253ZM263 113V112H262ZM2 114H5V113H2ZM7 114H11V112H10V110H9V113L7 112ZM6 114V115H7ZM21 114H23V113H20V115ZM24 114H25V112H24ZM31 114V113H30ZM30 114L28 115V116H30ZM58 114V113H57ZM84 114H87V111L85 110V113ZM137 114H141L140 112L138 113V111H137V113L135 114H132V115H137ZM157 114V115H156ZM232 114V113H231ZM231 114H229V115H231ZM241 114V113H240ZM243 114V113H242ZM248 114H250V113H248ZM252 114V113H251ZM250 114V115H251ZM255 114L256 113H254V116H253V114H252V117L251 118H255V117H257V116H255ZM16 115V114H15ZM90 114H87V116H88V118L90 117L89 116ZM109 115V114H108ZM111 115H113V114H111ZM119 115V114H118ZM128 115V117L129 116H131L130 115V112L127 114ZM148 116H149V114H147ZM163 115V114H162ZM169 115V116H170ZM178 115H180V114H178ZM178 115H176V117L178 116ZM188 115V114H187ZM187 115H185V116H187ZM261 114H259L258 116H260ZM22 116V115H21ZM32 116V115H31ZM34 116V115H33ZM54 116V115H53ZM58 116H60V117H62L63 115H58ZM66 115H64L63 116V118H59L57 121H58V124L59 125H62V127H63V120L62 119H64L65 120V117ZM104 116V115H103ZM103 116H101L100 118L103 120ZM123 116V115H122ZM138 116H140V115H138ZM146 116V115H145ZM166 116V118H168ZM170 116V120L169 121H171V117ZM184 116V114H182L181 115V118H179L178 117V119H183V117H185ZM190 116V115H189ZM242 116V115H241ZM249 116V115H248ZM17 117V116H16ZM55 117V116H54ZM57 117V116H56ZM78 117H82V118H78ZM105 117V116H104ZM110 117V119H111V121H112V118L113 117H111V116H109ZM127 117V118H128ZM135 117V116H134ZM141 118H143L144 117V115L142 114V116H140ZM191 117V119H188L187 121H185V123L186 122H189L190 120H191V122L192 123H194V124H196V123H199L198 121H196V122H194V121H192V119H194L193 118V115L192 116H190ZM227 117H229V116H227ZM236 117V116H235ZM244 118H247V117H245V116H243ZM10 118V117H9ZM18 118V117H17ZM50 118H52V116L50 117ZM58 118V117H57ZM56 118V119H57ZM77 118L79 119V121H84V120H82L83 118H84V116H78L77 115ZM119 118V117H118ZM132 118V117H131ZM136 118H138L137 116L135 117V119ZM144 118H147V116L146 117H144ZM143 118V119H144ZM150 118V117H149ZM148 118V119H149ZM172 118V119H173ZM186 118V117H185ZM224 118H225V116H224ZM232 118H233V116H232ZM232 118L230 117V119L232 120ZM240 117H238L237 119H239ZM242 118V117H241ZM30 119V118H29ZM31 119H33L32 117H31ZM67 119V118H66ZM84 119H86L87 120V118H86V115H85V118ZM120 119H122V118H119L118 120H120ZM147 119V120H148ZM159 119V122H162L161 120ZM173 119V120H174ZM177 119V121H175V123L176 122H179L178 124H180L178 127L179 128H181L180 126H181V124H182V122L180 123V120H178ZM223 119V120H222ZM226 119V118H225ZM20 120V119H19ZM123 120V119H122ZM130 120V119H129ZM142 120V119H141ZM227 120V119H226ZM225 120V121H226ZM230 120V121H231ZM234 120V119H233ZM235 120H236V118H235ZM1 121V120H0ZM32 121H35V120H32ZM50 122H53L54 120H49ZM49 121H47V122H49ZM108 121V120H107ZM115 121H116V119H115ZM131 121H132V119H131ZM165 121H167V119L165 120ZM168 121V122H169ZM173 121V122H174ZM238 121V120H237ZM236 121V122H237ZM242 122H243V120H241ZM259 121V120H258ZM101 122V121H100ZM113 122V121H112ZM119 122V121H118ZM121 122V121H120ZM124 122H125V119H124ZM129 122V121H128ZM135 122H136V120H135ZM134 122V123H135ZM147 121H145L144 122V120H143V122L142 123H144L147 127H148V125H147V123H146ZM158 122V123H159ZM162 122V123H163ZM239 122V121H238ZM54 123V122H53ZM62 123V124H61ZM68 123V122H67ZM81 123V122H80ZM84 123V122H83ZM104 124H107V123H105V121L103 122ZM111 123V122H110ZM114 123V122H113ZM112 123V124H113ZM138 123V122H137ZM140 123V122H139ZM138 123V124H139ZM150 123H151V121H150ZM153 123H155L154 121H153ZM190 123V122H189ZM186 124V125H188L189 127L190 126H193V125H190V124ZM228 123H229V121H228ZM240 123V122H239ZM238 123V126H239V129H242V127L240 128V125H241V123L239 124ZM51 124V123H50ZM55 124H57V123H55ZM108 124H109V121H108ZM107 124V125H108ZM115 124H116V122H115ZM133 124V123H132ZM136 125V124H134V126H135V130H137V128H136V126L137 127H140L141 128V126L140 125ZM144 124H143V126H144ZM156 124V123H155ZM171 124H173L174 125V127H176L175 126V124L174 123H171L170 122V125ZM184 124V123H183ZM183 124H182V126H183ZM227 124V121H226V123H225V125ZM3 125V124H2ZM66 124L64 123V126H65ZM77 125H78V120H77ZM81 125V124H80ZM82 125H87V123H85V124H82ZM90 123H89V127H90ZM109 125H111V124H109ZM114 125V124H113ZM121 125V124H120ZM119 125V123H118V125L116 126V127H119L120 126ZM125 125V124H124ZM123 125V126H124ZM127 125H129L132 129H134L130 124H127ZM127 125H125V126H127ZM154 125V124H153ZM160 125H163V129H164V127L166 126L167 128H169L168 127V125H169V123L168 124H166V123H164V124H161L160 123ZM173 125H171V126H173ZM186 125H184V127L181 129V130H183L184 131V128H187L186 127ZM198 125V124H197ZM196 125V126H197ZM234 125V124H233ZM31 126H33V123H32V125ZM94 126H96V125H92V128H91V130L92 129H94V128H97V127H94ZM128 126V127H129ZM145 126V127H146ZM157 126V125H156ZM195 126V125H194ZM193 126V127H194ZM227 126V125H226ZM229 126L231 127L232 126V122H231V124H229ZM229 126H227V128L229 127ZM3 127V126H2ZM49 127V126H48ZM47 127V128H48ZM53 127V126H52ZM76 125L74 126V129H76V128H78V127H76ZM85 127V126H84ZM88 127V126H87ZM103 127V130L104 131H106V129H105V125L103 126V124H102V126L100 125V128H102ZM112 127V126H111ZM120 127H122V126H120ZM145 127H143V128H145ZM158 128V131H159V129L161 130L162 128H161V126L159 127V126H157ZM166 127H165V129H166ZM199 128H201V125H199L198 126ZM217 127H221V128H217ZM61 128V127H60ZM60 128H56L57 130L56 131H61V130H63V129H60ZM80 128V127H79ZM114 128H115V126H114ZM114 128H111V130H112V132L114 131ZM130 128V129H131ZM142 128V129H143ZM151 128V127H150ZM152 128H153V126H152ZM151 128V130H153ZM173 128V127H172ZM179 128H176V129H179ZM217 129V130H219L218 131V133L216 134L217 136L215 137L214 135H215V132H216V130H214V129ZM237 127H234L233 129H236ZM245 128V127H244ZM26 129H27V127H26ZM38 129V128H37ZM58 129H60V130H58ZM73 129V128H72ZM84 129L85 128H83V130H81V132H85L84 131ZM119 129V128H118ZM122 129H123V127H122ZM126 129H128V128H126ZM130 129H128V130H130ZM146 129H148L149 131H150V129L149 128H146ZM162 129V130H163ZM170 129V128H169ZM174 129V128H173ZM176 129H174V130H176ZM189 129V128H188ZM188 129H185V130H188ZM197 129L198 128H196V129H194V130H196V132H198V134H201L200 133V130L199 131H197ZM225 129V130H224ZM233 129H231L230 128V130L232 131ZM10 130V129H9ZM44 130H46V129H44ZM43 129H42V132L44 131ZM48 130H50V129H48ZM54 130V127H53V129L51 128V131L52 132H54L53 131ZM91 130L90 129H88V132L89 133H91ZM94 130H96V129H94ZM101 130V129H100ZM100 130H97V131H100ZM141 130V129H140ZM147 130V131H148ZM154 130H156V128L154 129ZM153 130V131H154ZM180 130V131H181ZM204 129H203V131H204V134H205V131ZM238 130V129H237ZM237 130H234V131H236V132H238ZM0 131H5V132H7L6 131V129L5 128H3V129H1L0 128ZM12 131V130H11ZM51 131H49V132H51ZM69 131H72V130H69ZM93 131V130H92ZM118 131V133L120 132V129L119 130H117ZM142 131H144V129L143 130H141L140 132H142ZM153 131H152V133H153ZM163 131H165V133L166 134H164V132ZM163 131H159V133L161 134V136L163 135L164 137H165V135H166V137L168 138V137H170V136H172V135H174V133L171 135H169V136H167L169 133H172V132H170V130H168V129H166V130H163ZM169 131V132H168ZM179 131V132H180ZM213 131H215V132H213ZM228 131V130H227ZM241 131V130H240ZM9 132V131H8ZM36 132V131H35ZM34 132V133H35ZM38 132H39V130H38ZM42 132H41V135H40V138H41V136H42ZM48 132V133H49ZM77 132V131H76ZM79 132V131H78ZM80 132V133H81ZM87 132V131H86ZM87 132V133H88ZM111 132V131H110ZM111 132V133H112ZM124 132H126V130L124 129ZM133 132V131H132ZM138 132L139 131H137L136 133L138 134ZM139 132V133H140ZM155 132V131H154ZM156 132H157V130H156ZM178 132V131H177ZM178 132V133H179ZM185 132V131H184ZM196 132H194V134L196 133ZM213 132V133H212ZM230 132V131H229ZM233 132V131H232ZM231 132V133H232ZM9 133H14L13 131L12 132H9ZM45 133V131L43 132V134ZM47 133V132H46ZM59 132H57V134H58ZM72 133H73V131H72ZM72 133H70V135L69 136H72V135H74V134H72ZM79 133V134H80ZM83 133H81V135H83ZM88 133V134H89ZM93 134L95 133V131H93L92 132ZM91 133V134H92ZM103 133V132H102ZM101 133V134H102ZM108 133V132H107ZM106 133V134H107ZM122 133V132H121ZM120 133V134H121ZM131 132H128V134H130ZM151 133V134H152ZM158 133V132H157ZM158 133V134H159ZM168 133V134H167ZM183 133V132H182ZM207 133V132H206ZM235 133V132H234ZM1 134L3 135V133L1 132ZM20 134V133H19ZM38 134V133H37ZM54 134L55 133H53V135H52V137L54 136ZM65 134H67V133H65ZM92 134V135H93ZM98 134V133H97ZM96 133H95V135H97ZM100 134V135H101ZM104 134V133H103ZM108 134H110V133H108ZM114 134L116 135V133L114 132ZM131 134H133V133H131ZM141 134V133H140ZM143 134V133H142ZM141 134V135H142ZM148 134V133H147ZM146 134V130H145V135H147ZM153 134H155V133H153ZM153 134L151 135V136H153ZM158 134H156L157 135V137H158ZM177 133L175 132V135H176ZM187 134V133H186ZM229 134V133H228ZM227 134V135H228ZM233 134V133H232ZM13 135V134H12ZM16 135H17V133H16ZM27 135V134H26ZM56 135V134H55ZM59 135V134H58ZM85 135V134H84ZM94 135V136H95ZM99 135V134H98ZM121 135H123V134H121ZM134 135H136L135 134V131H134ZM133 135V137L134 138H136L137 140L138 139H140V138H142L143 139V137H144V139H145V136H141V137H139V136H137V137H135ZM139 135V134H138ZM144 135V134H143ZM190 135V132H189V134H187V136H189ZM210 135V134H209ZM208 135V136H209ZM235 135V134H234ZM24 136H25V134H24ZM28 136V135H27ZM44 136V135H43ZM42 136V137H43ZM45 136H46V134H45ZM57 136V135H56ZM77 135H74V136H72V137H74V138H72V137H70V138H72V140H75L77 143V145L75 146V144L72 146V147H69L68 148V150H67V152H69L68 154H70V158H72V153H73V155H74V153H77V154H79V155H82V157H83V159L82 160H84V164H85V166L87 165V166H89V168L90 169H86V167L83 165V163H82V160H80L81 161V163H79V165L78 164H76V163H74L73 164V162L72 161H67V159H69V155L67 156V159H65L66 157H64V155L62 156V157H64V159L67 161H62V163H61V161L59 162V163H61V165H57V164H59V163H57L56 164V162H58L57 160H60L58 157L56 158V162H55V164L57 165V167L59 168V170L61 171V173L63 174L64 173V175L65 176H67V172L65 173V171L67 170V169H69V168H71L72 169V171H73V168H77V169H79V168H82L83 167V169L86 171H84V173H82L83 171V169H80L79 171L77 170H75L74 169V172H73V174L72 173H70V172H72V171H70V169L68 170V173H70V174H68V175H72V176H76V177H78V178H81V179H75V176L72 178V176H67L66 178H65V180L64 181H66V179H67V181H69V179H75L76 180V183H77V181L79 180V183L80 182H83V180L84 179H86V178H88V180H84L85 182H83V183H80V184H84L83 186L81 185L80 186V189H82V187H84V188H87L88 187V189H87V191H89L88 192V194L90 195V192H91V194L96 190V189H94V185H92V182H93V180H94V182H95V180L97 181L98 180V182L100 181L99 179H100V177H101V175L96 171L95 172V170L94 169H92V170H94L92 173H93V175L91 176V177H95V178H97L96 176H97V173L100 175V177H98V179H93V178H91V181H89V177H87V175H91V173H90V171H91V167L93 166H96L97 165V163L98 162H96L94 159L98 156L99 157V155L101 154V153H99L100 152V150H97L98 151V153H99V155H95V153L93 154L92 152H93V150H91L90 152L93 154V155H95V158H94V156H92V154L90 155V153H88L89 151H87L88 149H84V146H86V145H88L89 146V143L91 144L96 138L93 136L92 138H95V139H93V141L91 140L92 138H90V137H87L88 135H86V136H78L77 138ZM110 136H112V135H110ZM110 136H109V138H110ZM117 136V135H116ZM125 136V135H124ZM127 136V135H126ZM151 136H149V138H147V139H145V140H147V141H149V143L151 144L153 141H152V138H151V140H150V137ZM160 136V135H159ZM160 136V137H161ZM162 136V137H163ZM183 136H185L186 137V135H185V133H183ZM183 136L180 138L181 140H184V139H182L183 138ZM193 136V135H192ZM196 136H198V135H196ZM200 136H202V135H200ZM229 137H230V134L228 135ZM22 137V136H21ZM37 136H35L34 138H36ZM52 137L48 134V138H51L50 139V141L52 142V140L54 139H52ZM55 137V136H54ZM58 138H59V136H57ZM57 137H55L56 139V141H58L57 140ZM61 137H62V139H63V141H60L61 140ZM105 137V136H104ZM104 137L102 138V139H104ZM139 137V138H138ZM157 137H155L156 139L155 140H157ZM159 138L158 137V140H160V141H162L163 139H165V138ZM176 137H180V135L178 136H176ZM195 137V136H194ZM194 137L193 138H191L192 140L194 139ZM206 137V136H205ZM18 138V137H17ZM27 138V140L29 139L28 137H26ZM33 138V139H34ZM46 137H44L43 139H45ZM64 138L66 139V137L64 136ZM63 138V136H60V142L58 141V143H59V145L61 144V146L63 145V143L65 142V141H67V140H65ZM107 140H109L108 139V136H106L105 137ZM177 138V139H178ZM186 138H188V137H186ZM189 138V141L191 142V139ZM210 138L211 137H208V140L211 142V140H210ZM231 138V137H230ZM233 138V137H232ZM20 139H22V138H20ZM30 139H32V138H30ZM29 139V140H30ZM42 139V138H41ZM101 139V140H102ZM113 139V138H112ZM121 139H123V138H121ZM130 139V138H129ZM132 139V138H131ZM130 139V140H131ZM162 139V140H161ZM177 139H176V142H179V141H177ZM179 139V140H180ZM195 139L197 140V138L195 137ZM199 139V138H198ZM200 139H203V136L202 137H200ZM200 139H199V142L201 143L202 142V140L200 141ZM26 140V139H25ZM26 140V141H27ZM28 140V142L30 143L31 142V140L29 141ZM36 140L38 141L39 140V138L37 137V139H34L33 140V142H35L36 143ZM99 140V139H98ZM101 140H99V141H101ZM133 140V139H132ZM135 140V139H134ZM168 140H170V138L168 139ZM173 140H174V138H173ZM180 140V141H181ZM24 142V138H23V141L21 142V144L23 143H26L27 144V142ZM41 141V140H40ZM40 141H38V144H40L41 142ZM50 141H49V143H50ZM92 141V142H91ZM96 141V140H95ZM99 141H97V142H99ZM103 141H105V140H103ZM113 141H114V139H113ZM118 141V140H117ZM119 141H120V138H119ZM127 141V140H126ZM126 141H122V142H126ZM129 141V140H128ZM139 141V140H138ZM144 141V140H143ZM151 141V142H150ZM184 141H186V143H187V139H185ZM188 141V142H189ZM198 141V140H197ZM196 141V142H197ZM206 141V140H205ZM17 142H18V139H17ZM43 142H45L46 143V147L47 146H53L54 148H55V146H54V144L55 143H57V142H55L54 140H53V145H47V143H48V141L46 142V141H43ZM68 142V141H67ZM97 142L95 143V142H93V143H95V144H97ZM115 142V141H114ZM122 142H120L121 144H122ZM140 142H142L141 140H140ZM159 141H157V144H158V147H157V149H156V152H158L157 150H159V145H163V144H167V143H161V144H159L158 143ZM182 142V141H181ZM181 142H179V145H178V143H177V145L175 144V140H174V142L172 141V139L169 141V146H165V147H170V146H172L173 144L172 143H174V145H175V147H173L172 146V149H173V151H169V149L171 148H166V149H168L167 151L171 154L172 152H174L175 150V148H177V150L176 151H181V150H179L180 148H182L183 149V147L180 145L181 144ZM19 143V142H18ZM44 143V144H45ZM69 144H72V143H70V141L68 142ZM101 143V142H100ZM133 143H134V141H133ZM132 142H131V145L133 144ZM137 143V142H136ZM154 143H156V141L154 142ZM193 142H191V144L190 145H193L192 144ZM198 143V142H197ZM1 144V143H0ZM5 143H3V144H1L2 146L4 145ZM20 144V145H21ZM22 144V145H23ZM25 144V145H26ZM38 144H37V146L36 145H34V143L32 144V145H34L35 146V152H34V154L35 153H37L38 152V150H39V152H40V149L42 150V153H40V156H41V154H42V156H41V158L42 159H44L45 158V160L46 161H43L44 162V165L46 166L47 164H45V163H48L50 160L49 159H51V161L54 159V156L52 155V151H54L53 150V148L51 149V147H50V152H52L51 153V157H49L48 156V150L49 149H47L46 150V148H45V146L44 147H42V148H40V149H38V147L41 145H39L38 146ZM65 144H67V143H65ZM64 144V145H65ZM94 144V145H95ZM102 144V143H101ZM101 144H100V146H101ZM106 144H108L107 143V141H106V143H105V145H104V149L105 148H108L109 147V145H110V143L107 145V147H106ZM112 144V143H111ZM121 144H120V147H121ZM138 144V143H137ZM149 144V145H150ZM172 144V145H171ZM184 144L185 143H183L182 142V145L184 146ZM188 143L184 146V150H186L185 148H187V150H188V148H191L190 147V145H189ZM8 145H10V144H8ZM15 145H17L16 144V142H15V144L14 145H10V147L12 146V147H14ZM42 145H43V143H42ZM56 145V147H60L59 145H57V144H55ZM63 145V146H64ZM81 145H83L82 147H81ZM93 145V144H92ZM98 145V144H97ZM96 145V146H97ZM103 145V144H102ZM123 145V144H122ZM126 145H127V143H126ZM130 145V144H129ZM154 145V144H153ZM153 145H151V146H153ZM187 145H189V146H187ZM197 145V144H196ZM1 146V147H2ZM19 146V145H18ZM33 146V147H34ZM65 146H67V145H65ZM70 146V145H69ZM91 146V145H90ZM99 146V145H98ZM97 146V147H98ZM99 146V147H100ZM128 146V145H127ZM127 146H125L124 145V147H127ZM157 146V145H156ZM163 146V147H164ZM177 146H179V147H177ZM200 145H198L197 147H199ZM201 146H203V143H201ZM200 146V147H201ZM212 146V145H211ZM213 146V147H214ZM5 147L6 146H4L3 147V149H5ZM8 148H9V146H7ZM12 147L10 148L11 150H13L12 149ZM21 147V146H20ZM19 147V148H20ZM41 147V146H40ZM87 147V146H86ZM85 147V148H86ZM94 147L95 146H91V148L90 147H88L89 149H94ZM96 147V148H97ZM113 148V145H110V148ZM116 147H118V146H116ZM155 147V146H154ZM162 147V148H163ZM165 147H164V149H165ZM195 145H194V148H197ZM18 148V149H19ZM22 148V147H21ZM21 148H20V151H21ZM27 148H29V145H28V147ZM45 148V149H44ZM49 148V147H48ZM63 148V147H62ZM179 148V149H178ZM209 148V147H208ZM222 148V147H221ZM220 148V149H221ZM30 149V148H29ZM32 149L31 150H29V151H32ZM43 149L44 150H46L47 151V153L45 152V151H43ZM56 149V148H55ZM58 149V148H57ZM64 149H65V152H66V147H64ZM99 149V148H98ZM100 149L102 150V146L100 147ZM122 149V148H121ZM125 149V148H124ZM128 149V148H127ZM127 149H125V150H127ZM155 149V148H154ZM161 149V148H160ZM172 149H170V150H172ZM5 150H7V148L5 149ZM10 150V151H11ZM22 150H23V148H22ZM27 150V149H26ZM52 150V151H51ZM96 150V149H95ZM94 150V151H95ZM108 150H110V149H108ZM114 150H115V147H114ZM120 149H118V151H119ZM149 150H152V149H149ZM148 150V151H149ZM198 151L200 150V148H198L197 149ZM196 150V151H197ZM208 150V149H207ZM222 150V149H221ZM220 150V151H221ZM9 151V152H10ZM16 151V150H15ZM17 151H19V150H17ZM87 151V152H86ZM97 151H96V153H97ZM104 151H107L106 149L104 150ZM116 151V150H115ZM114 151V152H115ZM121 151H123V149L122 150H120L119 151V153L118 152H116L117 153V155H119V160H120V163L118 162V158H116V163H115V166H116V164L118 165V163H119V169H118V167H117V169L120 171V168L121 169H126V171H130V170H127V169H132V168H135L136 169V165H138V164H140V166L142 165L143 166V169H144V167L145 166H147V165H145L147 162H149V164H148V166L147 167H152V169H153V167L154 166H151L150 165V163H153V162H151L152 160H150V158H149V160L148 161H142V157H144L143 155L145 154H141L142 155V157H141V155H140V157L142 158V159H139V160H141V161H138V163L136 162V160H138V159H136L135 160V163H136V165H135V167H133L132 165L133 164H135L134 162H133V160L131 159V157L129 158V156L127 157L125 154H123ZM147 151V150H146ZM153 151V150H152ZM167 151L166 150H164V152H166V154H161V155H165V157H167V159L169 158V155H167L168 153H167ZM175 151V152H176ZM14 152V151H13ZM22 152V151H21ZM28 152V151H27ZM26 151H24L23 153H26V154H28ZM39 152H38V154H39ZM49 152V153H50ZM101 152H103V151H101ZM109 152H111V150L109 151ZM155 152V153H156ZM175 152L173 153V154H171V156L170 157H173V158H169V160H172V159H174V156H175V160H176V158H177V160H178V157H179V155H178V153H177V155H178V157L176 156V154H175ZM182 152H183V150H182ZM180 153V154H182V155H184L183 153ZM187 153H185V151H184V153L185 154H192V152L191 151H186ZM189 152V153H188ZM191 152V153H190ZM199 152H201V151H199ZM199 152H196V155H198V154H200ZM216 152V151H215ZM223 152V151H222ZM225 152V151H224ZM232 152V153H231ZM244 152H243V154H244ZM247 152V153H248ZM6 153H8L7 151H6ZM11 153V152H10ZM20 152H18L17 153V155L19 154ZM23 153H22V155H23ZM29 153H31V152H29ZM32 153H33V151H32ZM31 153V154H32ZM87 153V154H86ZM116 153L114 154V156H116ZM128 153V152H127ZM150 153V155H154L152 152H149ZM149 153H147V154H149ZM159 153V152H158ZM162 153V152H161ZM214 153V152H213ZM217 153V152H216ZM216 153H214L215 155H217ZM246 153V152H245ZM3 155L5 154V152H4V150H3V153H2ZM9 154V153H8ZM31 154H29L30 156H31ZM38 154H36L37 155V157H36V155H32V157L33 158H30V160L31 159H33V160H31V161H35V159H37L39 156H38ZM85 154L87 155V156H89V157H84L85 156ZM89 154V155H88ZM111 154V153H110ZM175 154V155H174ZM193 154H195V153H193ZM207 154H206V156H207ZM214 154H212V157L214 156ZM224 154V153H223ZM238 155V157L240 158H236V159H234L233 158V156H231V155H229V156H231L232 158H230L229 156H227V157H229L232 161H230V160H227V161H229L230 162V165H229V162H228V165H229V168L230 167H233V168H230L231 169V171L232 172H230V171H228L227 173H225V174H227V177H228V179H226V181H224V178L226 177V175H224L223 176V174H224V172H226V171H223V170H225V169H220L221 171H222V175L220 174L221 172H219V174L221 175H218L219 177H223L221 180H223L222 182H218L217 180H218V178L216 177V179L214 180V183L215 184H212L211 185V190H209L210 191V193H212V191H215L216 189H214L215 187H213L214 185H217V182H218V184L220 183V185H217V186H219V188L221 189H219V188H217V190H216V193H217V195L218 196H220V193H218L217 191H223V192H221L222 194L224 193H226L227 194V197L229 196L230 198H228V199H224V201L222 200V195L219 197L220 199L219 200H221L220 202L217 200L218 199V197H216V194H215V192H214V198H215V200H217L218 202L217 203H215L214 204V202H216V201H212L213 200V198H212V200H210V199H206L207 200V203H208V201H210V204H214V205H212L213 207H212V209L210 210V212H208L207 211V213H204V215L202 216V217H199L198 215H196V216H198V217H196V216H193L196 212V214H198L199 213V211H201V213H202V211L204 210L202 207H206V206H204V204L202 205V207H201V205H199L198 203V208H200V210H198V208H197V210L195 211L194 210V207H193V210H194V212H193V215H192V217H190L189 216V212L188 213H186L185 211H186V209H187V211H188V209H189V207L187 208L186 206H185V204H184V206L186 207H183L180 203H178V204H180V205H178L177 204V202L174 200V199H177V198H179V197H181L180 195H181V193H177V194H180V195H177V198H176V196L174 197V191H172V193L174 194L173 195V200L174 201H171V200H169V201H171V202H176V206L178 205V206H180V207H183V209H185V211H178L177 210V212L178 213H180V215H182L184 212V214H185V216L187 215V217L189 216V218H192L193 219V221L197 224L196 226H199L198 224H201L202 225V228H204V229H202V231L204 232V238L203 239H207L208 237H210L211 235L210 234H216V236L214 237L213 235V237L211 238V241H209L210 239L208 238L207 240H206V242H205V244H200V245H195V246H187V243H185V242H183V241H181V239H179V237L177 236V235H173L174 233H176V229L175 230H173V231H171L172 232V235L171 234H168V233H163V230H165L164 228H159V229H162V232L160 231V233H158L157 234V232H155V233H153V231H155V230H152V231H150V227L153 225L151 222H150V225H149V223H148V220L146 219V221H147V225L149 226V230L147 229L148 227H147V225H146V223H143L142 222V220L144 219L145 220V217H147V215L148 214H150V213H148L147 215L146 214H144V215H141V217H143V218H138V216H137V218L138 219H136V220H141V222L143 223V225H141V222H139V221H137V224L138 225H136L135 223V219H133V217H136L135 215L133 216V215H131V216H133L131 219H132V222H130V224L131 223H133V224H135L136 226H138L139 227V225L142 227V226H144V225H146V228L145 229H147L146 231L143 229V230H141V232L140 231H137L136 229H138V228H134V225L132 224V225H130L129 223V226H132V228L134 229V230H136V231H134V230H128V228H127V224H126V229L127 230H122V227L120 226V227H118V228H114V225H116V224H113L112 226H110L109 225V227H106V225L103 227V225L104 224H102V222H99L100 224H102L101 225V227H99L98 225H100V224H98V225H94V226H98V227H89L90 225H88L87 226V224H84V222L86 221H83L82 222V219L81 218H83L82 216H84V218L83 219H88V218H91L92 219V217L94 218V216L95 215H93V213L90 215V216H92V217H85V215L86 216H89L88 214H90V212L87 214V213H85V212H88V211H86V209L82 212L81 211V217H79V216H77L78 215V213L80 212V210H83V209H80V210H78L77 208V211H79L78 213H73L74 211H76V210H72V209H75V207L74 208H72V209H70V210H72V211H70V212H72L73 214H74V217L75 218H78V219H76V224H75V221H74V224H75V226H70V223H68V227L70 226V229L69 230H65V231H67L66 233L64 232L63 234L61 233L58 237H54L53 235V237H51V234L50 235H48L47 233H46V235L45 236H47V237H49V238H45L44 236L43 237H41L40 239H38V240H36L35 239V241L32 243H30V242H25V243H23V242H21V243H23V245L21 244L20 246L22 247H19V248H21V251H19V248L17 249V253L18 252H20V254L19 255H16V259L13 261V262H11V260H9V264H146L145 263V261H144V259H146V257H148V256H150V254L151 253H153V252H155V258H156V261H157V258L159 257V259H160V257H161V255H162V259H163V256H165V259L166 258H168V263H167V261H165V259L164 260H162L161 261V259H160V261H161V263L160 264H162L163 263V261L164 262H166L167 264H264V213L262 212V211H264V181L263 182H261L262 181V179L264 180V172L262 171V173H261V175H262V178H257V177H260L259 175H257V173L256 174H254V178H253V173H255V172H253L252 174L250 173V169H249V171H246V173H245V170H243L244 171V173H242L243 174V176L244 175H246L247 173H248V175L247 176H245V178H243L242 177V179L244 180V179H246V180H249L248 181V186H249V183L250 184H253V181H252V179H255L256 178V180L259 182V180H260V182H261V184H260V186H259V183L257 182V181H255V187L253 186V188L255 189L256 187H257V185H258V187H257V189H256V191L252 188V186H251V188H248L247 187V189H251V190H247L246 189V186H245V188H243V190H244V193H245V195H247L246 193L248 192L249 193V196L247 195L246 197L248 198L247 200L248 201H245L244 199H246V197H245V195L243 194V196L241 195V193H239L238 192V190L237 189H239V191L240 190H242L241 188H242V186H243V184H242V186L240 187H235L234 185H236L237 184V186H238V183H239V181H241V183H243V182H245V183H247L246 181H243L240 177H241V171H237V170H239V169H236V168H239V166L240 167H242L243 165H244V167L243 168H245L246 170L248 169L247 167H245L246 166V163H248V161H250L249 159H246L247 157H248V154L247 155ZM16 155V154H15ZM13 156V154H11V156L9 155V157H7V162H5L4 161V159H5V157L4 156H0L1 158H0V161L3 163V162H5V166H6V163H7V165L9 164V162L11 161L10 160V158L12 159L13 157H16V156ZM20 155V154H19ZM18 155V156H19ZM76 155V154H75ZM129 155V154H128ZM135 155H137V154H135ZM135 155H133L134 156V158L133 159H135V158H138V156H136L135 157ZM139 155V154H138ZM149 155V156H150ZM159 156H160V154H158ZM172 155H174V156H172ZM221 155V154H220ZM30 156H28V157H30ZM34 156L36 157V158H34ZM66 156V155H65ZM159 156H157V157H159ZM191 156V158L193 157L192 155H190ZM189 156V157H190ZM219 156V155H218ZM224 156H225V154H224ZM247 156V157H246ZM20 158L19 159H17V158H14L13 159V161L12 162H10V166H11V169L13 168V170H14V167H16L15 168V170L18 168V169H20V170H18V171H20V175H18L17 173H15L14 174V171H12V174L14 175V177L17 179H21V177L20 176H23V178L21 179L22 181H23V179L24 178H26V177H24L25 175H26V173H27V175H29V173H30V170L33 172L34 170H35V172H33V173H30V176L28 177L29 179H31L32 178V176H33V174H35L36 172H37V169H38V171L39 172H37V173H39V174H41L42 173V171L43 170H45V172H46V170L48 169L49 171H51V168L49 169V168H46V169H44V167L42 168V170L40 169L41 167L40 166H43V165H40V164H38L37 165V163H36V161L35 162H33V163H31V161L29 162L27 159L25 160L24 158H21V156H19ZM25 157H27L26 155H25ZM44 157V158H43ZM56 157V156H55ZM73 157H76V156H73ZM77 157H78V155H77ZM77 157H76V159H77ZM80 157V156H79ZM153 157H155V156H153ZM211 157V158H212ZM220 158H221V156H219ZM223 157V156H222ZM246 157V158H245ZM2 158H4L3 160H2ZM47 158H49V159H47ZM110 158V157H109ZM147 158H148V156H147ZM162 158H163V161L165 160H167V159H164V157H160V158H158L159 159V163H158V159H156L157 160V162L156 163H158V164H160L161 162H163L162 161ZM185 158H186V160H187V158L188 157H184V156H182V159H184V161H185ZM194 158V157H193ZM199 158H201V157H199ZM209 158V157H208ZM214 158H215V160L217 161V157H213V160L212 161H214V162H216L215 160H214ZM228 158V159H229ZM21 159H24L25 160V165L24 166H26V164H28V167L29 168H26L27 170H28V172L27 171H25V173H24V169H23V167H21V168H19V166L18 165H14V164H18V163H16L17 162V160H20L21 161ZM40 158H38L37 160H39ZM42 159H40L39 161L40 162H38V163H43L41 160ZM63 158L61 159V160H64ZM75 159V160H76ZM97 159V158H96ZM144 159L146 160V157H144ZM10 160V161H9ZM15 160V161H14ZM23 160V161H24ZM49 160V161H48ZM99 160V159H98ZM112 160V161H111ZM111 160H108L109 162L111 161L113 164H114V162H115V160L113 161V159H112V157H111ZM206 160V159H205ZM222 160H223V158H222ZM9 161V162H8ZM78 161H79V159H78ZM79 161V162H80ZM200 161V160H199ZM227 161H225V158H224V162H226L227 163ZM255 161V162H254ZM14 162V163H13ZM53 162V161H52ZM109 162H108V164H107V161H106V163L104 162V163H102L101 165H103V164H105L104 165V168H107L106 167V164L108 165V167L110 166L111 167V165L110 164H112L111 162H110V164H109ZM140 162V163H139ZM188 162V161H187ZM186 162V163H187ZM201 162V161H200ZM218 162H220V161H218ZM259 162L261 163V164H259ZM30 163H31V166L32 167H34V168H31L30 169ZM51 163V162H50ZM177 163V162H176ZM184 163V162H183ZM211 164H212V162H210ZM221 163H222V161H221ZM14 165V167H13V165ZM157 164V165H158ZM180 164V163H179ZM209 164V163H208ZM20 165L22 166V162L20 163ZM56 165L54 166L53 165V163L51 164V166L50 167H56ZM81 165H83V166H81ZM145 165V166H144ZM156 165V166H157ZM180 165H182L183 166V164H180ZM261 166V169H260V166ZM38 166V167H37ZM78 166V167H77ZM81 166V167H80ZM112 166H114V165H112ZM139 165H138V168L140 167ZM141 166V167H142ZM160 166H161V164H160ZM214 166H215V164H214ZM7 167V166H6ZM36 167V168H35ZM40 167V168H39ZM46 167H49V163H48V166H46ZM92 167V168H93ZM100 167H102V166H100ZM110 167L108 168V170L110 171ZM130 167V168H129ZM141 167H140V169H141ZM146 167V169H151V168H147ZM215 167H217V165L215 166ZM228 167V166H227ZM8 168H10L9 167V165H8V167H7V169ZM137 168V169H138ZM155 168H159V165L157 166V167H155ZM203 168H204V165H203ZM214 168V167H213ZM222 168V167H221ZM224 168H226V167H224ZM228 168V169H229ZM22 169V170H21ZM25 169V170H26ZM30 169V170H29ZM53 169V168H52ZM103 168H101V170H102ZM113 169L115 170V167L114 168H112V173H113ZM115 170V172H117L118 170ZM134 169V170H135ZM137 169H136V171H137ZM176 169V168H175ZM178 169V168H177ZM217 169V168H216ZM216 169H214V170H216ZM236 169V170H235ZM241 169V168H240ZM254 169V170H253ZM264 169V168H263ZM53 170H56V168L55 169H53ZM88 170H89V172H88ZM107 170V171H108ZM161 170V169H160ZM253 170V171H252ZM6 171V170H5ZM17 170L15 171V172H18ZM70 171V172H69ZM82 171V172H81ZM104 171H106V169L104 170ZM103 171V172H104ZM106 171V172H107ZM124 170H122V171H120L121 173H123V174H121V173H119L118 172V174H121V176H123L124 174H126V173H124L123 172ZM138 171L140 172L141 170H139L138 169ZM144 170H142L141 171V173L143 172ZM169 172H170V170H168ZM242 171V172H243ZM22 172V173H21ZM44 172V173H45ZM80 173V177H79V174L77 175L76 173ZM88 172V174H85V173H87ZM114 172V173H115ZM139 172H137V173H139ZM195 172V171H194ZM230 172V173H229ZM36 173V174H37ZM50 173L52 174V175H54V176H52L51 175V178H50ZM75 173V174H74ZM90 173V174H89ZM95 173H96V175H95ZM111 172H107V173H105L104 172V176H102V177H105L104 179L106 180V178H107V180L108 179H110V178H112L113 176L112 175H109V177H108V175L107 174H110ZM111 173V174H112ZM113 173V174H114ZM130 173V175L132 174L131 172H129ZM136 173V174H137ZM141 173H139V174H141ZM167 173V172H166ZM171 173V172H170ZM196 173V172H195ZM194 173V176L196 175ZM10 175H12L11 174V172L9 173ZM16 174H17V176H16ZM22 174H24V175H22ZM35 174V175H36ZM45 174H47V175H44V174H42V175H44V179L46 178V180L48 181V179H47V177H45V176H48L49 175V179H52V178H55L56 180H58L56 177H57V175H56V173H52V171L51 172H46ZM61 174V175H62ZM82 174H84L85 175V177H84V175H83V177L81 176ZM107 176H106V175ZM116 174V173H115ZM135 174V173H134ZM135 174V175H136ZM217 174V173H216ZM12 175V176H13ZM26 175V176H27ZM32 175V176H31ZM64 175H62V176H64ZM2 176H3V174H2ZM37 176V175H36ZM64 176V177H65ZM125 176V175H124ZM129 176V175H128ZM169 176V175H168ZM193 175H192V178L194 177ZM251 176H252V179H251ZM255 176H257V177H255ZM4 177V176H3ZM13 177V178H14ZM35 177V176H34ZM38 177H40V176H38ZM64 177H63V179H64ZM101 177V179L103 180H101V183H103V185H101V183H100V185L102 186V187H104L103 189H105V186H106V184H105V186H104V179ZM114 177H115V180H116V177L117 176H115L114 175ZM118 177H120V176H118ZM126 177V176H125ZM124 177V178H125ZM130 177V176H129ZM129 177H127L128 179H129ZM132 177H133V175H132ZM131 177V178H132ZM134 177H136V180H137V176H134ZM138 177H139V175H138ZM169 177H171V176H169ZM226 177V178H227ZM232 178L233 180H231L230 178ZM10 178H11V176H10ZM13 178H12V180H13ZM28 178H26V179H24L25 181L27 180V181H29V183H30V181L33 183L34 182V184H36V182H35V180H37V179H34V180H29ZM42 178V180H44L43 179V177H41ZM40 178V179H41ZM121 179L120 180H123L122 178L123 177H120ZM140 178H144V180L146 179L145 177H141L140 176ZM140 178H138V179H140ZM197 178V177H196ZM195 177H194V179H196ZM241 179V180H238V179ZM7 179V181H8V178H6ZM83 179V180H82ZM93 179V180H92ZM113 179V178H112ZM141 179V180H142ZM19 180L17 181V182H19ZM20 180V182L19 183H22V181ZM55 180V181H56ZM75 180H73V181H75ZM106 180V181H107ZM111 180V179H110ZM110 180H109V182H110ZM131 180V179H130ZM129 180V181H130ZM193 180V179H192ZM191 180V181H192ZM234 180H237V183L235 184L233 181ZM7 181H6V183H7ZM47 181H45L46 183H47ZM72 180H70V182H73ZM117 182H119V179L117 178V180H116ZM125 181V180H124ZM123 181V182H124ZM128 181V180H127ZM128 181V182H129ZM139 181V180H138ZM136 182V181H134V183H140V181L139 182ZM146 181V180H145ZM194 181H196L197 182V179L196 180H194ZM194 181H192V183H194ZM212 181V180H211ZM219 181H220V178H219ZM243 181V182H242ZM252 181V182H251ZM13 182L14 181H12V184H13ZM16 182V185H17V187L19 186V185H21L22 186V184H19L18 185V183ZM24 182V181H23ZM48 182H51V181H48ZM89 182V183H88ZM91 182V183H90ZM97 182V183H98ZM122 182V181H121ZM123 182L121 183V184H123ZM131 182H133V181H131ZM155 182V181H154ZM4 183V182H3ZM4 184L3 186H4V189H6V191H7V188L10 186H6L7 184ZM55 183V182H54ZM57 183H58V181H57ZM85 183H86V186L87 187H85ZM88 183V184H87ZM96 183V182H95ZM107 184H108V181L106 182ZM112 183H113V181H112ZM256 183H257V185H256ZM27 185H28V183H26ZM25 184V185H26ZM56 184V183H55ZM70 184H72V183H70ZM92 185L93 186V188H90L88 185ZM94 184V183H93ZM116 184H120V183H116ZM115 184V181H114V185H116ZM128 184V183H127ZM184 184V183H183ZM186 184V183H185ZM240 184V183H239ZM24 185V184H23ZM25 185L23 186V187H25ZM33 185V184H32ZM59 185H61V184H56V186H58V187H55L56 188V190H57V188L58 189H61V188H59ZM99 185V183L98 184H95V188H96V186L97 187H101V186H98ZM111 184H108L106 187L108 188H110V192L109 193H111V186H110ZM125 185H126V183H125ZM128 185H131V184H128ZM127 185V187H129ZM135 185H137V184H135ZM167 185V184H166ZM179 185H181V183H179ZM187 185V184H186ZM241 185V184H240ZM29 186V185H28ZM43 186V185H42ZM91 186V187H92ZM131 186H133V185H131ZM7 187V188H6ZM14 187H16L15 186V184H14ZM14 187H10L11 189V192H13L12 191V189L13 190H15L14 189ZM16 187V188H17ZM35 187V186H34ZM54 187V186H53ZM60 187H62V186H60ZM63 187H65V184H64V186ZM79 187V186H78ZM78 187H76L77 188V193L75 194V192L74 191H72V192H74V193H72V192H70V190H69V192H70V194H72V196H74L73 194H75L76 196H78L77 194L79 193V196H81L80 194H83V195H86L87 194V191H85L84 193H80V192H78L79 190H78ZM117 187H119V186H117ZM116 187V188H117ZM122 188H123V186H121ZM120 187V188H121ZM167 187H169V186H167ZM174 187H175V185H174ZM203 187H204V185H203ZM235 187V188H234ZM260 187V188H259ZM27 188V187H26ZM43 188H45V186L43 187ZM47 188H49V186H47ZM52 188V187H51ZM66 188V187H65ZM68 188V187H67ZM74 189H76L75 187H73ZM108 188V189H109ZM114 189H116L115 188V186L113 187ZM120 188H119V190H120ZM121 188V189H122ZM176 188V187H175ZM179 188V187H178ZM181 188H183L182 186H181ZM184 188H185V186H184ZM184 188H183V190H184ZM212 188L214 189V190H212ZM237 188V189H236ZM3 189V190H4ZM18 189V190H17ZM16 190H17V192L18 193H16L15 191H14V193L15 194H19V188H17ZM21 189H23V188H21ZM34 189V188H33ZM36 189V188H35ZM40 189V188H39ZM73 189V190H74ZM92 189V190H91ZM108 189H107V191H108ZM131 189V188H130ZM133 189V188H132ZM219 189V190H218ZM232 189V190H231ZM9 190V191H10ZM24 190V192H25V189H23ZM23 190H22V192H23ZM30 190V189H29ZM38 190V189H37ZM49 190V189H48ZM62 190V189H61ZM68 190V189H67ZM86 190V189H85ZM91 190V191H90ZM94 190V191H93ZM106 190V189H105ZM113 190V189H112ZM127 190V189H126ZM195 190V189H194ZM206 190V192H207V190L208 189H205ZM231 191V193L232 192H234V193H232V195H231V193H229L228 191ZM253 190V191H252ZM27 191V190H26ZM40 191V190H39ZM51 191H52V189H51ZM51 191H49V193H53V192H51ZM60 191V190H59ZM58 191V192H59ZM63 191H64V188H63ZM83 191H84V189H83ZM93 191V192H92ZM114 191V190H113ZM235 191H236V193H235ZM252 191V192H251ZM21 192V191H20ZM31 191H29V192H25L26 194H28L29 193V196L30 197H28V195H24V194H22V195H24V197H25V199L28 197V199L27 200H25L24 199V197H22L24 200H25V202L26 201H28L29 199H32L33 198V196H34V198H33V200L35 201V199L36 198H38V197H40V196H38V194L36 195V198H35V195H34V192H35V190L32 192V193H30ZM42 192H43V190H42ZM62 192V191H61ZM61 192H59V194L61 193ZM66 192V191H65ZM68 192V191H67ZM66 192V194L68 195L69 193H67ZM116 192H118V190H116L115 191V193ZM133 192V191H132ZM191 192V191H190ZM241 192V191H240ZM261 192H262V195H261ZM36 193H38V191L37 192H35V194ZM40 193V192H39ZM43 193H45V192H43ZM42 193V194H43ZM46 193H48V192H46ZM46 193L45 194H43L42 196H44L45 197V195H46ZM55 193V192H54ZM153 193V192H152ZM192 193V192H191ZM205 193V192H204ZM203 193V194H204ZM229 193V194H228ZM243 193V192H242ZM251 193V194H250ZM55 194H57V193H55ZM113 194H114V192H113ZM213 194V193H212ZM238 194V195H237ZM20 195V194H19ZM31 195H33L32 196V198H31ZM49 195V197H50V194H47L46 195V197ZM53 195V194H52ZM62 195H63V192H62ZM67 195H65V196H67ZM82 195V196H83ZM123 193H122V197L121 198H124L123 197ZM171 195V194H170ZM191 195V194H190ZM241 195V196H240ZM38 196V197H37ZM54 196V195H53ZM61 196V194L60 195H58V197L57 196H55V197H57V199H58V202L59 201H61V198H60V200H59V197ZM100 196V195H99ZM108 196V195H107ZM112 196V195H111ZM179 196V197H178ZM187 196V195H186ZM210 196H211V194H210ZM43 197V198H44ZM54 197V198H55ZM117 197V196H116ZM139 197H140V195H139ZM171 197H172V195H171ZM170 197V198H171ZM184 197V196H183ZM182 197V198H183ZM188 198L190 197V196H187ZM197 197V196H196ZM206 197V196H205ZM212 197V196H211ZM224 197H225V195H224ZM226 197V198H227ZM244 197V198H243ZM20 198H21V196H20ZM41 198V197H40ZM40 198H38L37 200H40ZM50 198H52V197H50ZM164 198V197H163ZM202 198V197H201ZM48 199V198H47ZM46 199V200H47ZM66 199H67V197H66ZM114 200H115V198H113ZM117 200H118V198H116ZM120 199V198H119ZM169 199V198H168ZM186 199V198H185ZM204 199V198H203ZM250 199V200H249ZM19 200V199H18ZM33 200H29V201H31V202H33ZM52 199H50V201H51ZM108 200V199H107ZM178 200V199H177ZM189 200V199H188ZM202 200V199H201ZM200 200V201H201ZM20 201H22V200H20ZM41 201V200H40ZM48 201V200H47ZM55 201V200H54ZM53 200H52V203L54 202ZM164 201V200H163ZM184 201V200H183ZM189 201H191V199L189 200ZM194 201H195V199H194ZM193 201V202H194ZM30 202V204L32 205H35L34 203H31ZM38 202V201H37ZM36 202V203H37ZM44 202H45V200H44ZM56 202V201H55ZM65 202H67L66 200H65ZM64 202V200H63V204L61 205V204H54L53 203V205H55L54 206V208H55V211H54V213H52L51 215H53V214H55L56 212H57V210H59V209H61V208H58V209H56L57 207H58V205L61 207V206H63V207H65V205H67L68 206V209H69V206L70 205H72V203H74L75 204V202H67V204ZM117 202V201H116ZM170 202V203H171ZM182 202V201H181ZM202 202V201H201ZM200 202V203H201ZM203 202H204V200H203ZM212 202V203H211ZM46 203V202H45ZM49 203V202H48ZM48 203H46V204H48ZM61 203V202H60ZM65 203V204H64ZM70 203V204H69ZM77 203V202H76ZM112 203V202H111ZM118 203V202H117ZM163 203H165V202H163ZM174 203H173V207L175 206L174 205ZM185 203H186V201H185ZM22 204H23V202H22ZM26 204V203H25ZM30 204H28V205H30ZM51 204V203H50ZM50 204H48V206L50 207ZM69 204V205H68ZM82 204H84V203H82ZM100 204H102V203H100ZM113 204V203H112ZM111 204V205H112ZM115 204V203H114ZM172 204V203H171ZM194 204V206H195V203H192V205ZM14 205H15V203H14ZM21 205V204H20ZM19 204L17 205L16 204V206H17V208L20 210V208H22L20 211L22 212V211H25V210H23V209H25V208H23V205H21L20 206ZM32 205V206H33ZM57 205V206H56ZM116 205V204H115ZM119 205V204H118ZM167 205L169 206V207H171L172 205H170L169 203H167ZM192 205H191V208H192ZM206 205H208V204H206ZM16 206H15V208H16ZM19 206V207H18ZM27 206V205H26ZM47 206V205H46ZM47 206V207H48ZM177 206V207H178ZM37 207H39V206H37ZM42 207V206H41ZM77 207V206H76ZM117 207V206H116ZM17 208L16 209H14V210H17ZM33 208H35V211H33L34 209H32V208H30L31 210H32V212L33 213H31L30 211L31 210H29V212H30V215L31 214H34V215H36L35 214V212H36V206H34ZM88 208V207H87ZM107 208V207H106ZM105 207L103 208V209H105V211L106 210H108V208L106 209ZM165 208L167 209L168 207H166L165 206ZM175 208V207H174ZM174 208H169V209H172L173 211H174ZM191 208H190V210H191ZM28 209H29V207L27 208L26 207V211H28ZM39 209V208H38ZM48 209V208H47ZM51 209V208H50ZM95 209V208H94ZM93 209V210H94ZM98 209H101V207L99 206V208ZM115 209V208H114ZM176 209H179V207L178 208H176ZM181 209V208H180ZM196 209V208H195ZM203 209V210H202ZM43 210H45V209H43ZM171 210V211H172ZM192 210V211H193ZM207 210V209H206ZM20 211H16V213H18V212H20ZM39 211H41L40 209H39ZM51 212H53L52 211V209L50 210ZM60 211V210H59ZM59 211L57 212V214H58V216H59ZM61 211H62V209H61ZM60 211V212H61ZM66 211V210H65ZM91 211V210H90ZM111 212V210H108V213H110ZM162 210H160V212H161ZM163 211H165V210H163ZM162 211V212H163ZM192 211H191V213H192ZM21 212L20 213H18V215H20L21 214ZM29 212H25V214H27V215H24V212H23V214H21L22 215V217H20L19 216V218L21 219V221L22 220H24L25 221V223L27 222V220L28 219H26L27 217L30 219L31 217H32V220L33 219H37V218H35L33 215H31V217H29L30 215H28V213ZM38 212V211H37ZM116 212V211H115ZM132 212V211H131ZM130 212V213H131ZM162 212H161V214H162ZM166 212H167V210H166ZM42 213V215L44 214V212L42 211L41 212ZM64 212L62 211V214H63ZM72 213H70V214H72ZM82 213H83V215H82ZM101 213V212H100ZM99 213V214H100ZM103 213V212H102ZM108 213L106 212V214H107V216H108ZM123 213V212H122ZM129 213V214H130ZM147 213V212H146ZM153 213V212H152ZM151 213V214H152ZM39 213H37V215H38ZM62 214L59 216V217H62ZM64 214H66V212L64 213ZM67 214H68V212H67ZM66 214V215H67ZM72 214V215H73ZM76 214V215H75ZM80 214V213H79ZM94 214H96V213H94ZM105 214V215H106ZM112 214H114L113 212H112ZM133 214V213H132ZM151 214H150V216H151ZM160 214V213H159ZM168 214H171L170 216L172 217V215H175L176 213L174 212L173 214L172 213H168ZM46 215H50V213H45V217H46ZM163 215H165V214H163ZM199 215H201V214H199ZM26 218H25V217ZM68 216V215H67ZM98 216L99 215H96V218H98ZM130 216V215H129ZM128 216V217H129ZM130 216V217H131ZM149 216V215H148ZM158 216H160V215H158ZM157 216V217H158ZM175 216H177V217H179L178 215H175ZM184 216V218L183 219H186L187 217H185ZM24 217V218H23ZM34 217V218H33ZM47 217H49V219L52 217H50V216H47ZM58 217V218H59ZM110 217H113V216H110ZM110 217H105L106 218V220L107 219H110ZM115 217V216H114ZM129 217V218H130ZM160 217H162V218H164V216H160ZM69 218V217H68ZM96 218H95V220H96ZM100 218V220L99 219H97V220H99V221H102L103 220V218H101V217H99ZM129 218H127V220L125 219V221H128L129 220ZM148 218V217H147ZM152 218V216L150 217V219ZM153 218H155L157 221V225H158V221H160V220H158V218H156V217H154L153 216ZM173 218V217H172ZM186 219V220H188V221H191L192 219ZM55 219V218H54ZM74 219V218H73ZM131 219L129 220V221H131ZM149 219V220H150ZM179 219H181V221H178ZM179 219L177 218V221H178V232H179V234L178 235H180L181 233V230H182V228H180V225H182V224H179L180 222L181 223H184V222H182V221H184L181 217H179ZM31 220V219H30ZM28 221L30 224H32L31 222H33L34 223V221ZM40 220V219H39ZM77 220H79L78 222H77ZM89 220V219H88ZM93 221H94V219H92ZM91 220V221H92ZM106 220L104 219L103 221H104V223H106ZM111 220V219H110ZM115 220V219H114ZM143 220V221H144ZM153 220V221H152ZM152 220H150V221H152V222H154V219H152ZM23 221V222H24ZM36 221L37 220H35V223H36ZM52 221V220H51ZM90 221V220H89ZM108 221V220H107ZM123 222V223H126V222ZM128 221V222H129ZM135 223H134V222ZM162 221V220H161ZM170 221V220H169ZM174 221V220H173ZM188 221H186L185 222V224L188 222ZM193 221H192V223H193ZM28 222L26 223V225H30V224H28ZM67 222H69V221H67ZM66 222V223H67ZM72 222H73V220H72ZM94 222H96L97 223V221H94ZM110 222H112V223H115L113 220L112 221H110ZM109 222V223H110ZM145 222V221H144ZM168 222V221H167ZM34 223V224H35ZM42 223V222H41ZM55 223V222H54ZM85 223H87V222H85ZM96 223H94V224H96ZM112 223H110V224H112ZM170 223V222H169ZM189 223V222H188ZM188 223L186 224L187 226L186 227H188ZM89 224H91L90 222H89ZM106 224H108V223H106ZM120 224V223H119ZM160 224V223H159ZM184 224V225H185ZM23 225V224H22ZM36 225H37V223L34 225V227H33V230H34V228H36ZM124 225V224H123ZM166 225V224H165ZM177 225V224H176ZM184 225L183 226H181V227H184ZM24 226V225H23ZM32 226V225H31ZM30 226V227H31ZM108 226V225H107ZM159 226H162V223L159 225ZM169 226V225H168ZM171 226H174V225H170L169 227L171 228ZM189 226H190V223H189ZM27 226H25V228H26ZM65 227H67V224H66V226ZM68 227H67V229H68ZM117 227V226H116ZM124 227V226H123ZM158 227V226H157ZM156 227V228H157ZM193 227H195V225H194V223H193V226H190L189 227V229L190 230H193L192 228ZM200 227L201 226H199L198 228L200 229ZM121 228V229H120ZM125 228V227H124ZM154 228V226H152V229ZM168 228V227H167ZM170 228H168L169 230H167V231H170ZM175 228V227H174ZM173 228V229H174ZM176 228H177V226H176ZM38 229V228H37ZM54 229H55V227H54ZM66 229V228H65ZM130 229V228H129ZM181 229V230H180ZM200 229V230H201ZM59 230V229H58ZM139 230V229H138ZM172 230V229H171ZM184 230V229H183ZM198 230V229H197ZM196 230V231H197ZM27 231V230H26ZM29 231V230H28ZM57 231V230H56ZM142 231H144V232H142ZM157 231V230H156ZM159 231V230H158ZM43 232V231H42ZM42 232H41V234H42ZM186 232V231H185ZM193 232H195V231H193ZM51 233V232H50ZM197 233V232H196ZM33 234V233H32ZM192 234V233H191ZM195 235H197L198 236V234H195ZM30 236H31V234H30ZM33 236V235H32ZM181 236V235H180ZM189 236V235H188ZM200 237H202L201 235H199ZM198 236V237H199ZM21 237V236H20ZM184 237V236H183ZM187 237V236H186ZM194 237V236H193ZM24 238V237H23ZM23 238H22V240H23ZM33 238V237H32ZM188 238V237H187ZM30 239V238H29ZM34 239V238H33ZM195 239V238H194ZM24 240H26L25 238H24ZM185 240V239H184ZM187 240V239H186ZM204 242V241H203ZM1 243V242H0ZM5 243V242H4ZM28 243V244H27ZM195 243H196V241H195ZM3 243H1L0 245H2ZM24 244H26L25 246H24ZM194 244V243H193ZM197 244V243H196ZM5 245H6V243H5ZM5 246H1V248H4ZM156 251H159L158 253L160 254V256H156V254H158ZM158 254V255H159ZM153 261L155 262V259H153ZM149 264H151V263H149ZM152 264H153V262H152ZM156 264H157V262H156ZM165 264V263H164Z\"/></svg>", "mask_w": 264, "mask_h": 264}]
</instances>
